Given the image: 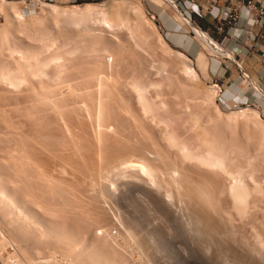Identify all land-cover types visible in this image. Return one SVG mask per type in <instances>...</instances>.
<instances>
[{"label": "rangeland", "instance_id": "374dc122", "mask_svg": "<svg viewBox=\"0 0 264 264\" xmlns=\"http://www.w3.org/2000/svg\"><path fill=\"white\" fill-rule=\"evenodd\" d=\"M7 1L14 2V3L16 2L15 6L18 9L19 8L22 9L24 16L19 17L18 15H16V13H14L17 10L16 7L14 8V10L10 9L8 7L7 3L5 2V0H0V63H1L0 64V81H1V83H0V111L5 107L3 109L4 111L0 112V120H1L0 121V163H1L0 164V171H1L0 175L3 174L1 176H3L2 179H4V182H6L5 183L6 191L7 192L10 191V192H8L10 195L6 192L8 194V196L9 197H12L13 195L17 196V197L19 196L18 199H20L19 201H20V203L22 202L24 207L21 204L23 209L20 208L21 207L20 205L17 208L16 204L14 205V203L12 204V202H8V204H10V206L8 205V208H7V206L4 207V206H2L4 204L1 205V203H0V212L1 211L3 212V213L2 212L0 213L1 214L0 215V232H1L0 233V241H2V243H3V246H1V248H0V251H1L0 252V264H37V263L43 264V262H44V264H47V263L48 264H72L73 260H77L76 257L78 255L76 253L78 252V249H76L77 248L76 243H78L79 241L80 242L78 244L81 243L79 246L81 247V245H82V248H83V245H84V249H86V248L91 249V247L89 245L92 241V243L96 244L95 245V244L91 243L92 245H94V246L91 245L92 247L96 246L98 248V246H100L101 248H103L102 250L100 249L103 252H104V250L105 251L107 250L106 252H107V254H109L108 255L109 257L108 256L107 257H108V259L111 257L109 260L112 259L113 263L116 262L114 264H132V263L133 264H228V263H230V264H264V234H262V233H264V143H263L264 142V101L262 99H260V101H258V99H255V96H253V94H255V92H256L255 91L256 88L253 86V82L251 81V79L249 77H248L250 79L249 82L247 79L243 78V81L239 85L241 87V90H243V92H246L249 94L250 97L248 100L242 101V102H236V103L229 102V101L225 100L227 91H226V88L224 86H222V84L218 78V75H221V72H217L218 71L217 68H220L221 65L223 67H227V66L230 67L232 64H235L233 61H235V62L238 61L237 58L235 57V55H233L231 52H229L227 50H223V47L221 45H219L218 41L215 38L216 36L214 34L208 33L211 36L213 42L214 43L216 42V47L209 44L208 42L204 41L200 36H198L195 33V31L192 29L190 23L188 21H186L184 17H182V15L178 12V10L174 6H172L168 3L163 4L162 0H52V1H46V0H7ZM158 1H159V3H158ZM5 3H6V5H5ZM40 3L41 4L42 3H53V4H56L57 6L60 5L59 7L62 6L61 10L65 9V7H66L65 10H67L69 7L71 8V6H73V5H84L87 3H91L92 5L102 4L103 9L106 8V12L109 11V12H107V14L109 15L107 17L110 18V19L109 18L108 19L113 24L111 25L112 27L111 26L109 27V25L106 22H105L106 24H104V22H102V16L101 15L97 14V17H96V14H95V16L91 18L92 20L88 18V20H84L85 22L80 21L81 24L79 25V24H77V20L73 19V18H70V19H68V21H66L67 18L65 19V16H64L65 12L62 11L64 13L60 14L61 13L60 8H59L60 12L56 14L57 16L54 14L55 17H53L52 14H47L46 12H43L41 10V7H40L41 4ZM7 7H8V9H7ZM162 7L166 10L165 14H163V15L161 14L163 12ZM179 7L183 11L181 5ZM61 15H63L64 17ZM152 15H155L156 17L154 18V17H152ZM58 16H61V17H58ZM192 17H193V19H192L193 23L196 26L200 27L198 24V16L193 15ZM101 22L103 23L104 26L102 25ZM86 24H87V26H86ZM93 33H94V35H93ZM199 46H200V55H198L197 54L198 52L196 51L199 48ZM103 52H105L106 54ZM223 52H225V53H223ZM179 53H183L184 55H186L187 58L186 59L182 58L181 56H183V55H181V54L179 55ZM227 57H229V58H227ZM187 59L193 65L192 69H195L197 71V73L195 72L196 75L190 69V67L192 65L189 66L190 64L189 65L187 64V63H189V62H186ZM79 61H81V62H79ZM101 61H102L103 65L101 64ZM94 62H96V64L99 62L100 63V65H98L99 67L100 66L104 67L106 65L107 67L105 66L106 68L105 67L103 68V71L104 72L106 71L105 72L106 74L102 73V71L100 72V70L96 73L95 70L98 67L97 66H96V68L94 67V65H95ZM163 62H164V64H163ZM237 63H240V62H237ZM47 64H48V66H47ZM108 67L110 68V70L108 69ZM187 67H189L188 70H191V72H189L187 70ZM84 68L85 69L87 68L89 70L87 71V69L85 70ZM19 69L21 71H19ZM17 70H18V72H17ZM25 70H27V71H25ZM107 70H108V72H107ZM86 71L88 73H86ZM181 71H183V72H181ZM58 72L60 74H58ZM93 72H95L98 76L95 75ZM9 74L11 75L10 78L12 77L13 82L9 81V79H8ZM53 74L56 76V78H54ZM197 74H198V76H197ZM47 75H49V76H47ZM59 75L61 76L60 78H59ZM101 75H107V77H109V78H107L105 76L103 77ZM65 76L68 78H66ZM57 77L59 78L60 81L56 80V79H58ZM102 77H103V80H102ZM98 78H99V80H98ZM105 80H108L109 83H107L108 81H105ZM128 80H129V82H128ZM94 81L95 82L99 81V82L95 83ZM250 81H251L252 85L250 84ZM217 82L219 83V86L213 87V85L217 84ZM5 83H7V84H5ZM105 83H107V85ZM39 84L41 86L42 85L52 86V87L56 86L53 88H57V90L59 88H61L58 90V93L60 92L59 95H62L60 99H62L64 97L65 98L62 99V101L65 99H68V98L75 99L76 100L75 105L79 104V106H74L76 110H79V108L81 106H85V108H86L88 106V104L89 103L91 104V101L93 100V101H95L94 103L98 102L97 103L98 106L96 105V107H98V109H96V110L94 109L95 104H93V102L91 104V107L90 106H88V107H90V110H92L91 112H93V111L97 112V110H99V111L102 110L99 107V105L101 107L103 106V105H101L102 103L99 104L103 100L102 98H106L108 100V102H112L115 98L117 100H118V98L120 100L123 98L122 99L123 102L122 101L117 102L115 99L113 101V102H115V104L112 102L113 104L108 103L107 105H105L107 103L106 102L107 100L102 101V102H104L103 103L104 107H103L102 113H104V110L105 111L108 110L107 113L111 110V112H109L108 114L104 113V114H107L106 117H109L108 120H110V119L113 120L112 117H114V113L117 110L119 111L120 108L121 109L123 108L125 114L123 116L119 115V117L120 118L122 117L124 119H129L130 123H131V121L134 120V117H133L134 114L135 113L139 114V117H142V118L138 119V120L142 119L141 120L142 123L139 122V124H141V126L144 125L143 124V119H144L145 121H147V122L144 121L145 123H148L151 127H153V128H151L147 124V125H145V127L147 129L144 127L145 131L148 130L149 131L148 133L150 135V130L154 129L155 132L153 133L151 131L152 132L151 134L152 135L155 134V136L153 135L154 139L158 137L155 140H158L161 137L160 139H162L163 143L166 146L163 145V143L160 139H159L158 144L161 143L160 146L162 145V146H165L167 148V150L165 149V153L168 156H170L172 159L176 156L175 157L176 160L180 163V165H182L181 167L184 170L186 169V167L189 170L192 167V169L190 171L187 170V172H189L190 175L191 174L194 175L196 179H197L198 175L200 176L201 173L199 174V172L201 170L202 171L206 170L207 172L210 171L211 167L209 166V163L211 162V159H213L214 156L219 157V156L223 155V157H225V159H227V161L225 159H222L223 161L225 160L224 163H225V166L227 165V169L225 170V172H224V170L223 171L221 170V171H217L216 173L218 175L220 174L219 176L217 175V179L220 180L219 177H221V180L223 183L220 187V189L222 188L220 190L221 191L220 196H221V198L222 197H224V198H222L223 199L222 202L220 201L222 199L219 200L220 202L219 201L217 202L218 204H217L216 209H218L219 212H218V210H216L218 213H216V211H215V213L217 216V214H219L220 211L223 210L222 207L223 208L225 207V209H227L226 211H224L225 210L224 209L223 212H221L224 215V216L222 215L224 221L222 220V216H220L221 218H219L220 214L217 216L219 218L218 224L220 223V219H221L222 220L221 223L223 222L224 224L223 223L220 224L219 227H221V225H224L225 227L222 226L224 229L222 227L220 228V230L223 229V231H224L225 229H228V228H226V226L228 225V222L231 220L229 224L232 225L233 227H237L238 229L237 228L233 229L232 226H230L232 230H226L227 232L228 231L229 232L227 233L225 231V233L230 235V233H231L230 231L233 232V230H235L233 233H231L232 235H234V238L232 239L231 235L230 236L227 234H224L226 236L222 235L224 232L222 231V234H221V231L219 229H217L218 226L214 230L213 229L212 230L211 229L205 230L206 228L203 229L204 227H202V229H200V230L201 231L205 230V231H203V233L201 231H198V233H197L196 231H194L192 229L191 226H187V224H186L187 221L185 218H182L183 216L180 217V213H179V210L177 209V206L174 205L173 203H171V201L167 200L168 198H166L165 195H162L161 194L162 192H160L159 194H161V196H164L163 198H165V200H167V202L169 201L171 203V205H172L171 207L176 208V212L173 211V210H175L173 208H171V210L173 209L172 210L173 212L169 211L170 213L167 212L166 210H162V208L159 205L157 206L155 201L151 198H150V201L153 200L154 202L153 201L147 202L146 200H148L149 196H148L147 192L144 191L142 188L143 184H145V185H147V184L142 179H138L136 177L133 178L132 176H131L132 180L130 179L132 181V183L129 182V177H130L129 174L127 176L123 177V178L126 177L125 179H122V178L118 179V177H116V179L110 180V183L112 181H114L110 185L112 188L115 189V191H114L115 193H113L112 195L110 194L111 196L109 194L106 195L107 198L109 197L108 201L106 200V198L104 199V197L102 199L105 200V203L103 202L104 200H102V199H101V201L103 203L99 202L97 200L98 198L95 201V198L97 196L96 192L98 190H97V186L94 185L92 187L90 185L91 181H93L92 183L99 182V181H103V182L107 181L108 182L109 177H107V175H106L107 174L106 169H108L107 167L110 164V162H111V165H114V164L116 165V163H117V165L118 164L122 165L124 163V161H122V160L125 159V166L128 164H135V163L139 162L140 156H139V154H136L139 152L135 153L134 148L128 146L129 144H127V143H129L131 141L130 139H129V142L126 141V139H128L129 136H132L131 134H132L133 130L129 131L131 134H129V132H127V131L131 130L133 128L129 127V129H127L128 127H126V126H125V128L123 127V129H127V131L125 130L128 133L127 134L124 131H121V130H123V129H121L122 125H119L120 129L118 128V125H117V128L119 129V131L116 130L114 132L113 130L116 126L110 128L108 125L112 126V124H113V126H114V124L116 123L115 121L118 119L117 118L118 116H116L119 114L118 111L116 112V115H115V117L117 119L115 120V117H114V120H113L114 123L112 120H110V122L108 121L110 124H108V122L104 120V119L107 120V118L102 113H100L101 111L95 113L96 117H98L96 114H98V115L101 114L99 116V119H98L96 117L93 118L94 114L87 111L88 108H86V111L88 113H90V114H88L89 117L91 114H93V115H91V117L93 119H95V121H97V119L100 120L101 116H103L104 123L107 122L106 124H108V125H105V124L102 125L103 128H104V126H106L105 129L102 128L103 130H105L103 132H106L104 134L101 131L102 135L104 134V136H107L108 135L107 132L110 134L111 132H109V130L110 131L112 130V132H114L115 134L118 131L117 138H119L118 136H120L121 134L123 136L125 134L128 135L126 139H124L125 137H123V136H122L123 137L122 140L120 138V141H123V143L119 142V144L122 146V148H125V149L127 147H123V146L125 145V143L127 144V145H125V146L129 147V149L127 151L125 149L123 150L120 145L117 148L118 143H116V145H115L116 141H115V139H113L115 135H113V138L111 137L110 139L108 137H106L109 139V141L107 139L108 142L106 141V143H107L106 148L108 147V149H110L111 152L114 150L115 154H116V158H115V155L113 153L114 151L112 152L114 155L113 156V155H109L111 153H110V151H107L108 149H106L107 153L109 152L107 154L108 159L112 156L113 157V158H111L112 161L109 159L108 165H107V163L105 164V162H104V164L98 165V161H96V160H98V159H96L98 157H96L95 159L92 158L93 162H92L90 156L87 157L91 153V151L88 153V151H89L88 149H90V148H88V146L89 147L92 146L91 148L99 146L100 145L99 143H101L100 140L102 139L104 141L106 139L103 136L99 135L100 134L99 129L101 128V124L103 123V121L102 122L100 121L101 124L98 121H97V123L96 122L94 123V121H93V123L90 122L92 125H90L89 130H88V128L85 126L86 121L80 119L81 116L83 119H85V117L87 119V116H88L87 112L85 111L86 114H84L85 109L81 107L83 110H80V112H82V114L85 115L83 117V115H81V113H79L80 115L78 114L79 111H76L74 109L75 114L80 116V117H78V120L81 121V123H83L85 121V123H83V125L81 123L80 124L78 123L79 127L77 128L78 125L76 124L74 126L75 127L74 128L73 124L76 123V122H74L72 124V126H70V129H68V130L65 128L61 129V131H63L64 129L66 130V132H64L65 130L63 131L64 134H61L62 133L61 132V133H59L58 136H55L53 138L52 135H54L55 131H53V132L51 131L49 133L50 134L53 133V134L49 135V137L53 138V140L52 139L51 140L53 142H56V143H58L60 140L59 144H56V145H59L58 148H57V146H55V144H54V146H52V147L56 148V150L54 148V151L56 153L58 151H60L59 150L60 146H64L65 148H67V147H69L70 144H73L74 142L76 143V144L74 143V145H78V147L72 145L74 148L70 145V147L74 149V153H73L72 149H71L72 153H70L68 151L69 154H71V155H69V157L70 156L72 157L73 154H75V156H77V158H75L74 162L78 158H79L77 160L78 162L81 160V158L83 159V162L77 163V165L82 163V166L84 165L83 168L81 165L77 166L72 160V159H74V157H72V159H71V157L69 158L68 156H64V155H63V157H62V155L59 156L61 154V151H63V153L65 152L64 147H63L64 150H63V148L62 149L60 148L61 149V151L59 152L60 154L59 153L56 154V153H54V151L52 153L53 148L51 147L52 148L51 149L50 146L53 144V142L50 140L52 143H51V145H49L50 144L49 143L50 138L47 136L48 134L45 135V131L47 129H49L50 126L56 127V124L55 125L49 124L50 126L47 125L48 127L45 126V122H47V121L51 122L50 118H52V117H50L48 115L46 117V114L48 112L46 111L47 113L44 115L45 109L42 107H40L41 110L37 109L38 106L35 105L37 103H35L34 100H37V98H38V97L35 98V96H38V95H36L37 91L35 89H36V87L39 86ZM75 85H76V87H74ZM88 85H90V86H88ZM105 85H106V87H104ZM63 86H64V88H63ZM96 86H97V88H96ZM102 86H103V88H102ZM118 86H119V88H118ZM98 87H100V88H98ZM79 88H81L82 90L84 89L85 91L84 90L82 91ZM94 88H96L98 92L96 91V89L94 90ZM70 91H72V92H70ZM102 91L105 92L104 93L105 95H103L104 97L102 96V98H101V95L103 94ZM115 91L118 93L120 92L119 96H117L118 93H116ZM257 91L259 92V93L256 92L257 95L260 96V98H261V95H260L261 92L259 90H257ZM2 92H3V94H2ZM29 92L30 93L33 92V95H32V93L30 94ZM83 92H85L86 94L85 93L83 94ZM94 92H96V93H94ZM99 92H101V93H99ZM106 92H108V93H106ZM111 92H113V93L111 94ZM4 93H6V94H4ZM23 93L26 94L28 97L25 98V96H23L24 95ZM87 94H89V95H87ZM99 94H100V98L98 97ZM29 95H31V96L29 97ZM59 95L57 94L56 98H58ZM65 95L68 97H66ZM80 95H83L84 97L87 95L86 96L87 99H86V97H85V99L88 101L89 100L88 98H90L91 99V100H89L90 102L87 103V101L82 98L83 96H80ZM94 95H96L97 97L96 98L91 97ZM112 96H116V97L113 98ZM262 96H264V95L262 94ZM31 97H33L35 99H33ZM77 97H79V101L81 99H83L85 102H83V100H81L82 102L80 101V103H78L79 101L77 102V100H78V99H76ZM73 99H69L70 102H72ZM69 100H67V101L65 100V102H67L66 105H69V103H70V102H68ZM75 100L73 103H75ZM98 100H100V102ZM62 101L60 100V102H59L60 106H62L61 105ZM36 102H38V101H36ZM65 102L63 103L64 105L62 106L64 109L66 107ZM24 103L29 104V105L26 104L25 108H27V106L29 108L30 106H32L35 103L34 104L35 106L33 105L35 108H32L33 107L32 106L31 107L32 109L29 108L30 111H28L29 110L28 108H27L28 110L27 109L25 110V108H24L25 104ZM81 103H84V105L83 104L80 105ZM187 103H188V105H187ZM128 104H130L129 108L132 106L133 107L135 106V108H134L135 112H133V109H132L131 110L132 112L130 114V110L129 111L127 110L129 108L125 107V106H128ZM1 105H3V106H1ZM71 105L73 106L74 104H71ZM71 105L69 106L70 108H71ZM92 105L94 106V108H92ZM21 106H23V107H21ZM106 106H107V109L105 108ZM67 107H66V110L69 109L70 113H71V111L74 112L73 109H70ZM76 107H79V108H76ZM22 108H23V110H21ZM63 108H62V110H63ZM243 108L244 109L245 108L251 109V110H248V112L250 111L251 113L248 114V113H246V111H244L245 113L242 114L243 112L241 110H243ZM33 109L34 110L37 109L38 111L39 110L40 111L38 112L36 110L37 113L34 114L35 111ZM42 109H44V112L42 113L41 116L44 115L43 118L44 117L46 119L49 118L50 121L47 120L45 122H41L42 124L44 123L43 125L45 127L44 126L43 127L47 128V129L45 130L44 128H41V130H43V129L44 130L41 133H37L36 135L39 134L38 137H40V135L44 134L45 136L42 135V137L44 136V139L42 137L38 138L37 136H35L34 132H32V133L29 132L30 130L31 131L33 130V129H31L32 127L30 128V125H29V127H27L28 124L31 123V121H33L32 119H31V121L28 119L34 118V117L36 118V116H34V115L38 116V113L40 116V112H42ZM114 109H115V112L111 116L110 114L114 111ZM24 110L28 111L27 112L28 115L26 114V112ZM32 110L34 111V113L32 112ZM123 110L120 111L121 115L124 113ZM239 110H240V112H239ZM127 111L129 112V114H127L128 113ZM254 111H257L256 113H258V114L260 113V115L257 114L258 117H256L257 115H255ZM132 113H134V114H132ZM144 113H146V114H144ZM31 114L32 115L34 114L33 117ZM48 114L51 115L50 113H48ZM245 114L247 116H245ZM251 114H252V116L250 117L249 115H251ZM26 115H27L28 119H27ZM29 115H31V117ZM89 117H88V119L91 120V118H89ZM159 117H160V119H159ZM120 118L117 120V122H119L118 124H122L121 122H123V126H124L125 121H123L124 119H120ZM132 118H133V120H132ZM137 118H138V116H137ZM22 119L24 120V122ZM44 120L45 119H43V121ZM78 120H76V121H78ZM101 120H102V118H101ZM207 121H209V122H207ZM87 123L90 124L89 122H87ZM130 123H128V125H130ZM93 124L95 125V127H96V125L99 126V128L97 127V129L95 128V130L93 131V129H94ZM131 124H132L131 126H134L133 123H131ZM14 125H15V127H14ZM80 126H81V128H80ZM87 126H89V125H87ZM91 126L93 127L92 131L90 130L92 128ZM107 126L110 129H108ZM25 127H27V128H25ZM64 127L67 128V126H64ZM71 127L74 129H72ZM82 127L84 129L85 128L87 129V130L85 129V131H89L88 134L90 132L93 133L96 131L95 133H93V135L95 137V135L97 133L98 137H95L94 144L92 143L93 142L92 139L94 137L91 135V133L89 135L91 137H93L90 139L92 141H90L88 139L90 137L87 136V134L85 133L86 137L85 136H83V137L87 138L85 140H89V145L83 146V144H86L84 142H87V141H84V138H80L82 136V134L84 135V133L80 132V131L84 130ZM148 127L151 129H148ZM14 128H18V129H14ZM76 128L77 129L80 128V131L77 130ZM106 128L108 129L107 131H106ZM50 129H52V128L50 127ZM71 129L75 130V132L77 134L74 131H73L74 133L72 132V134H70V132L72 131ZM23 130H24V132H23ZM97 130H99V132H97ZM142 130H143V127H142ZM25 131H26V133H25ZM18 132L21 134L20 136L18 135L19 134ZM47 132H48V130L46 131V133ZM58 132H60L59 129H58ZM58 132L56 130L55 135H57ZM79 132L81 133V135H78ZM119 132H120V135H119ZM65 133H67V135H66L67 137L65 136ZM114 133H111V134H114ZM26 134H28V135L26 136ZM32 134L34 136H32ZM68 134H70L72 136L71 137L72 139L71 138L68 139L69 141L67 139H65V137L66 138L69 137ZM73 134H75V137ZM60 135H62V136H60ZM63 135H64V139L67 140L69 143L64 144V145H60V144L66 143L65 140L63 141V139H61V138H63ZM76 135L78 136V139L76 138ZM141 135H138V136L140 137ZM163 135H165V136H163ZM99 136L101 137V139ZM13 137H14V139H13ZM34 137H36L37 140L38 139L39 140L38 141L35 140ZM73 137H74V141H73ZM213 137H214V139H213ZM19 138H21V140ZM28 138H29V140H28ZM30 138H32L34 140V142H36L37 146H39L38 144L40 143V141L44 145H45V143H47L46 146H47L48 150L50 149L51 155L55 154L58 156L56 158V159H59L58 163L60 162V160H61V162L62 161L64 162V158L66 159V157H67V159H71L72 161L68 160V162H67L65 160V162H66L65 164H67L65 166V168H64V163L60 162L62 164V166L56 165V167L59 169H56V170L53 169L54 171H52V174H53V176H52L51 171H50V170H52L51 166L55 167L54 163L58 164L57 160H56V162L52 161V160H55V157H53L54 155L51 156L49 151H47V150L44 151V149H46V148H43L44 146H42L41 143H40V146L42 147L41 148L42 150H40L39 147H38L39 150H37L38 148L36 147V145L34 146V144H35L34 142H33L34 144L32 147L36 148V149H30L31 147H29V149H28L27 147L31 146L30 144L32 143ZM41 138H42V140H41ZM45 138L47 139L46 142H45ZM56 138H60V139L58 140ZM134 138H136V137H134ZM134 138L132 136V139H134ZM55 139H56V141H55ZM80 139H82L84 142H81ZM97 139H100L97 141L99 145L97 144L96 146H93L96 144ZM123 139L125 140V142ZM138 139H141V138H138V137L136 138L137 142L141 143V141H138ZM70 140L73 141V143ZM29 141H31V142H29ZM76 141H78L79 143L77 144ZM113 141H114V143H113ZM135 141H133V142H135ZM239 141H240V143H239ZM80 143L82 145L81 147H84V148L86 147V149L80 150L81 149ZM109 143H112L115 146H113L112 144H109ZM131 143L132 142H130V146L133 144V143L132 144ZM138 143L135 145L140 144V143L139 144ZM66 145H68V146L66 147ZM109 145L112 146V148H114V147L115 148L113 150H111L112 148H110ZM139 146H141V145H139ZM162 146L160 147V149L162 151H164L162 149L164 147H162ZM70 147H69V150H70ZM76 147H77V149H75ZM130 148H132L133 152H131L132 150ZM120 149H121V152H117V151H120ZM67 150H68V148L66 149V152H67ZM76 150H79V151H76ZM85 150L88 154L86 152L84 153ZM122 150L124 152H122ZM38 151L39 152L42 151V154H40ZM167 151H171L172 153L171 152L167 153ZM33 152L37 153V154L34 155ZM45 152H47V155H48L47 158L48 159L52 158L51 161L48 160L50 165L52 164L50 167L48 166V164H49L48 161L47 162L45 161L47 159L46 158L47 155L44 156L45 160H43L46 163L42 161V159H44L42 156L44 155ZM66 152H65V155H68L67 154L68 152L67 153ZM76 153L80 154L82 157L80 158V156H78V154H76ZM173 153H175V154H173ZM31 154L34 155L32 157L33 159L37 155H39L41 158L37 159L35 157V159H34L35 162H34L33 159L31 160V158H28ZM124 154H126L127 156L126 155L124 156ZM119 155L122 157H120ZM152 155H154V154H152ZM39 156H37V157H39ZM118 156L121 158V160H119L120 158ZM177 156H179V157H177ZM59 157H61V159ZM84 157L87 159L90 158V162H92L93 165L95 163H97L95 165L96 167H97V165H98V168H100V166H102L101 169H96V167L93 166L92 164H91V167H93V168H91L89 161H85L87 159H84ZM62 158H63V160H62ZM209 158H211V159H209ZM220 158H222V157H220ZM36 159L38 161L41 160V162L36 163L37 162ZM117 159H118V161H117ZM136 159H139V160H136ZM113 160L116 162H113ZM127 160H129V161H127ZM119 161L121 163H119ZM24 162H26V163H24ZM84 162H86V163L88 162V163L85 164ZM41 163H42V165L45 163L43 166L47 165L45 167L49 168V171H50L49 173L53 177V178L50 177V179L54 180V178H56V181H57V179H59V178L61 179V177H62L63 180L59 179L60 181L58 180L57 181L58 183L56 181H54V183H55L54 185H56V183H57L56 186L53 185V181H51V183L49 182L52 185V188L53 187H55V188L52 189L50 187L51 185L49 186L51 189L48 188V186H45V185H49V184L45 183V185H44L42 183L43 181H41V180H40V183H38L39 182L38 177L40 176L38 173L39 170H37L36 171L37 173H35L36 169L35 170H33V169L35 167L38 168L41 165ZM72 163H73V165H71ZM112 163H114V164H112ZM199 163L200 164L203 163V164L199 165ZM74 164L80 168H75L76 166ZM85 166H89V167H85ZM104 166L106 169L104 168ZM94 168L96 170H100V174L103 173L106 176L104 175V177H103V174H102V176H99V171H96ZM66 169H69V170H66ZM71 169H72V171H71ZM194 169H196V171H197V169H198V171L199 170L200 171L199 172L197 171L194 173L193 172V171H195ZM230 169H232V171ZM60 170L61 171L63 170V173ZM73 170L76 171L75 172L76 174L74 173ZM214 170L212 169L211 172L215 173ZM216 170H219V169H216ZM56 171H57V174L59 173L60 175H57L55 173ZM64 171H66V172L68 171L71 173H66V172L64 173ZM82 171H85V172H82ZM88 171L91 173H88ZM95 171L98 172V175L96 173V176H94ZM102 171H105V172H102ZM228 171L232 172L234 175L236 174L235 171L237 172V174L235 175L234 178H232V180H231V177H233L234 175L232 174V176H231V174H230L228 176V174H227ZM79 172H81V173H79ZM33 173H35V174H33ZM196 173L198 175H195ZM37 174H38V176H37ZM54 174L57 176H54ZM61 174H63V175L66 174V176H62ZM83 174H85L87 176H84ZM141 175H143V173ZM87 177H89V178H87ZM90 177L94 178V179H91ZM95 177L97 178L98 181L96 180ZM99 177H101V179L103 177V179L101 180ZM106 177H107V179H106ZM191 177L193 178V176H191ZM74 178H76V181ZM237 178H239L242 183L247 182L246 184L250 187V194L248 197L249 199H247V201H246L247 203L244 201V199L242 197L233 196V198H232V196H230L232 194L230 191L231 190L230 187L232 186L233 183H235V181H237ZM117 179H118L119 183L117 182ZM133 179L136 180L135 181L136 183L134 182ZM196 179L194 181L198 180V179L197 180ZM87 180H89V181H87ZM127 181L130 184H134V183L137 184L138 182H140V185H136V188H133V189L130 187L126 188L124 183ZM141 181H143V182H141ZM192 181H193V179H192ZM59 182H60V184H59ZM113 183L115 186L116 185L117 186L115 187L113 185ZM58 184L60 187H57ZM76 185H78V186H76ZM67 186H68V188H67ZM88 186L96 189L94 191L95 194L93 193V190L91 188L90 189L87 188ZM147 186L149 187L150 185H147ZM43 187L45 188L44 190H43ZM74 188H76V189H74ZM150 188H153V186H151ZM154 188H153V190H154ZM54 189H55V191H54ZM76 190H77V192H76ZM85 190L86 191L88 190V191L86 192ZM27 191H29V192H27ZM52 192H53V194H52ZM56 192H57V194H56ZM59 192H60V194H59ZM69 192H71V193H69ZM144 193L147 197H145ZM222 193H223V195H222ZM20 194H21V197H20ZM54 194H55V196H54ZM81 194H82V196H81ZM93 194L96 196L94 197ZM124 194L126 196H123ZM138 194H139V196H138ZM39 195H40V197H39ZM91 195H93V196H91ZM70 196L72 197V199ZM68 197L70 199H68ZM81 197H82V200H80ZM144 197L147 199H145ZM64 199H65V201H64ZM86 199H88V200H86ZM224 199L228 200V201H226L227 203L224 201ZM237 199H238V201H237ZM90 200L91 201L93 200V201L91 202ZM74 201L76 203L78 201V204L74 205V203H75ZM80 201H82V202H80ZM234 201H235V207H234ZM70 202H72V205ZM94 202L95 203L97 202L98 204H95ZM69 203H70V205H69ZM153 203H155L154 204L155 206L152 205ZM223 203H225V204L223 205ZM120 204H121V206H120ZM221 204H222V207H221ZM13 205H14V207H13ZM83 205H84V207H83ZM101 205L104 206L105 208L102 207ZM72 206L73 207L76 206L75 208H77L78 210L77 209L74 210ZM80 206H82V207H80ZM9 207H10V209L11 208L15 209V207H16L15 210H17L18 213L11 209L13 212L12 213L11 210L9 209ZM90 207H92V208H90ZM82 208H85L83 210H86L87 212L88 211L93 212L94 215L98 214V216H96V215L94 216L93 213L90 212L91 215H93L95 218L97 217L96 220L98 219L97 220L98 222L101 220L103 222L102 223L100 222L101 224L97 223V221L94 218H92V216H90V213L86 214L87 212H84L85 213L84 214L82 212ZM31 210H32V212H31ZM94 210H96V211H94ZM5 212H7V213H5ZM95 212H98V213H95ZM171 212H172V215H171ZM78 213H80V214H78ZM99 213H102V214H100V216H99ZM173 213L174 214L176 213V214L173 215ZM177 213H179V214H177ZM238 213H239V215H238ZM28 214L34 215L35 218L33 216V219H28V217L26 216ZM228 214H229L230 218L227 217ZM82 215H84V216H82ZM101 215L102 216L104 215L103 216L104 220L102 219ZM86 216H88V217H86ZM176 216H178L177 217L178 220H177ZM225 216H226V218H224ZM26 217H27L28 221L25 219ZM98 217L99 218L101 217L100 218L101 220H99ZM106 217H107V219H106ZM179 217H180V220H179ZM90 218H92V219L90 220ZM81 219H82V221H81ZM93 219L95 222L94 224H93ZM225 219H226V221H228V220L229 221L225 223ZM37 220H39V222ZM181 220L182 221L185 220L183 222H184V225H186V226H184V225L182 226L181 223H183V222ZM25 221H27V222H25ZM177 221L180 222L181 226L178 225L179 222H177ZM11 222H12V224H11ZM29 223H30V226H29ZM50 223H51V225L49 226ZM42 224L45 226L47 225V227L49 226V228H52V229L54 228V230H56L57 227L59 226V228L57 229L58 235L60 234L62 237L64 235L69 234V236H72L71 237L72 239H74L73 237H76V239L74 240L76 243L75 244L70 243L68 246V245H65L63 243L61 244L60 236H58L57 238H53L51 236H48V237L42 236L43 234L42 235L40 234V229L42 227L41 226ZM176 224L178 225L177 226L178 229L176 227ZM31 225H33V226H31ZM60 225H62V226H60ZM66 226L68 227V229H66ZM31 227H33L34 229ZM185 227L191 228L192 231L189 228H186L187 229L186 230ZM227 227H229V226H227ZM131 228H132V230H131ZM183 228L186 230L185 232H186V234L188 233L189 236L184 235L185 233H184ZM63 229H64V231H63ZM188 230H190L192 232V234H191V232L190 233L187 232ZM208 230L213 231V232L210 231L212 234L210 232H208ZM37 231L39 232V234L41 236L38 235ZM133 231L136 232L137 234L143 236L144 240H141V241H143L142 243L140 242V239H138V236H135L134 234H132ZM193 231H194V233L196 232L195 233L196 235L193 234ZM22 232H24V233H22ZM147 232H148V234H147ZM204 232L207 234L210 233L211 237H210V235H208V236L205 235V237H203V239H202L201 236L202 235L204 236V234H205ZM215 232L217 234L216 236H215V234H213ZM235 232H236V234H234ZM26 233H27V235H26ZM76 233H77V236H75ZM238 233H239V236L242 234V237L240 236V240L245 238L243 236L247 237L246 238L247 241L245 239L242 240V241H244V242H242L243 245L246 244V246H242L241 248H240V246L242 245V243L240 241L237 243L238 239H236V236H235ZM128 234H131L134 236L133 237L131 235L127 236ZM37 235L39 237H37ZM198 235H200V236H198ZM218 235L219 236L222 235L220 237L222 239V241H224V239L228 236L229 237V238L227 237L228 239H232L234 242H236L237 245L232 244L230 242L227 243V241H229V240H226V242L224 241V244H223L222 241L220 240L222 246L225 245V247H227V248L229 247L227 244H230V247H232V245H234V247L236 246L235 247L236 251L233 252L234 250H232V248H234V247H232L231 249L228 248L229 251L226 250L224 248V246L220 247L221 244L218 240V237H219ZM197 236L200 238L198 239ZM40 237H42V238H40ZM129 237H131V239ZM214 237H217L216 242H214L215 241ZM257 237L260 239H258ZM13 238H14V240H13ZM46 238H48V239H46ZM50 238L52 239L51 241H50ZM189 238H191V240ZM237 238H238V236H237ZM137 239L139 241H137ZM211 239H213V240H211ZM3 240H4V242H3ZM76 240H79V241H76ZM134 240H136V241H134ZM232 240H230V241L233 242ZM10 242H11V244H10ZM56 242L59 244V246H61L60 248ZM144 243H146V244L144 245ZM208 243H210V244H208ZM239 243H240V246H238ZM248 243H250L249 244L250 246L248 245ZM21 244L24 248H22ZM211 244H213V245H211ZM142 245H144L146 247V249H144L145 247H143ZM209 245L212 246L213 249ZM52 246H54V247H52ZM251 246H252V248H251ZM2 247H4V248H2ZM74 247H76V248H74ZM214 247L216 249H214ZM65 248H66V250H64ZM208 248H210L211 250ZM69 249L72 252L69 251ZM204 249H206V250H204ZM249 249H250V253L248 251ZM20 250H22V254L24 253L25 258L28 256L26 258L27 262H25V260L22 259V257H21L22 254L20 253ZM57 250H58V252H57ZM75 250H76V253H75ZM231 250L235 256L231 255V254H233L231 252ZM67 251L69 253H67ZM245 251H247V252H245ZM48 252H50V253H48ZM51 252H52V254H51ZM60 252L61 253L63 252V253L61 254ZM106 252L104 253L105 256H104V254L102 255V256H104V257H102L104 259L105 258L107 259ZM205 252H207L209 255L206 254ZM251 253H253V254H251ZM12 254H13V256H12ZM114 254L116 256L118 254L119 255L116 257ZM228 254H230V255H228ZM240 254L244 255V257L240 256ZM247 254H250V255L248 256ZM73 255L74 256L77 255V256L74 257ZM252 255H253V257H252ZM72 257H74L75 259ZM115 257H116V259H115ZM248 257H250V258H248ZM35 258H37V259H35ZM30 259L36 260V261H32ZM39 259L41 260V263L39 262L40 261ZM226 260H228V261H226ZM31 261H32V263H31ZM75 262L76 261H74V264H75Z\"/></svg>", "mask_w": 264, "mask_h": 264}, {"label": "bare ground", "instance_id": "6f19581e", "mask_svg": "<svg viewBox=\"0 0 264 264\" xmlns=\"http://www.w3.org/2000/svg\"><path fill=\"white\" fill-rule=\"evenodd\" d=\"M162 1H163V4L168 3V4L172 5V6H174V7L178 10V12L182 15V17H184L185 20L188 21V22L190 23L192 29L195 31V33H196L198 36H200L204 41H206V42H208L209 44H211V45H213V46L216 47V42H215V43L213 42V40H212L211 36L208 34V32H207V31H204V30L201 29L200 27L196 26V25L193 23V20H191V18H190L186 13H184V12L180 9V7H179L180 5L177 3L176 0H162ZM3 2H4V1H3ZM5 2L7 3L8 7H9L10 9H13V10H14V8L16 7V6H15V3H16V2H15V3H14V2H9V1H7V0H5ZM6 3H5V5H6ZM19 3H20V2H19ZM19 3H18V4H19ZM158 3H159V1H158ZM40 4H41V3H40ZM42 4H43V5H42ZM42 4H41V6H40V7H41V10H42L43 12H46L47 14H52L53 17H55L54 14L56 15L57 13L60 12L61 7H62V6L59 7L60 5L57 6L56 4H53V3H42ZM21 6H22V5H21ZM21 6H20V7H21ZM102 6H103L102 4H95V5H92L91 3H87V4H84V5H73V6H71V8L69 7L67 10H65L66 7H65V9H63V8H64V7H63V8H62L63 10H61V13H60V14H62V13L65 12V13H64V16H65V19L67 18L66 21H68V19H70V18H73V19H76V20H77V24H79V25L81 24L82 21H84V20H88V18L91 19L92 17L95 16V14H96V17H97V14H99V15L102 16V22H104V24L107 23V24L109 25V27H110L113 23H111V22L109 21L110 18L107 17V16H109V15L107 14V12H109V11L106 12V8L103 9ZM8 7H7V9H8ZM18 7H19V6H18ZM16 8H17V7H16ZM59 8H60V10H59ZM15 10H16V9H15ZM162 10H163V13H161V14L163 15V14H165V11H166V10H165L163 7H162ZM62 11H64V12H62ZM126 12H127V11H126ZM14 13H16V15H18L19 17H20V16H24V15H23V11H22L21 8H19V9L17 8V10H16ZM58 15H59V14H58ZM18 16H17V17H18ZM50 16H51V15H50ZM56 16H57V15H56ZM61 16H63V15H61ZM61 16H58V17H61ZM64 16H63V17H64ZM45 17H46V16H45ZM96 17H95V18H96ZM56 18H57V17H56ZM108 18H109V19H108ZM100 19H101V18H100ZM91 20H92V19H91ZM80 21H81V22H80ZM93 21H94V20H93ZM42 22H43V21H42ZM64 22H65V21H64ZM69 22H70V21H69ZM84 22H85V21H84ZM86 22H87V21H86ZM102 22H101V23H102ZM105 22H106V23H105ZM141 24H142V23H141ZM72 25H73V24H72ZM102 25H103V23H102ZM82 26H83V25H82ZM86 26H87V24H86ZM103 26H104V25H103ZM75 27H76V26H75ZM111 27H112V26H111ZM89 28H90V27H89ZM79 30H80V29H79ZM90 30H91V29H90ZM100 33H101V32H100ZM77 34H78V33H77ZM93 35H94V33H93ZM83 38H84V37H83ZM85 38H86V37H85ZM89 38H90V37H89ZM72 39H73V38H72ZM79 39H80V38H79ZM25 40H26V39H25ZM135 41H136V40H135ZM67 43H68V42H67ZM126 43H127V42H126ZM218 43H219V42H218ZM92 44H93V43H92ZM219 45H221V44L219 43ZM219 45H218V46H219ZM2 46H3V45H2ZM27 46H28V45H27ZM47 46H48V45H47ZM140 46H141V45H140ZM221 46H222V45H221ZM87 47H88V46H87ZM219 47H220V46H219ZM31 48H32V47H31ZM77 49H78V48H77ZM219 49H220V48H219ZM11 50H12V49H11ZM133 50H134V49H133ZM143 50H144V49H143ZM5 51H6V50H5ZM41 51H42V50H41ZM49 51H50V50H49ZM79 51H80V50H79ZM2 52H3V51H2ZM32 52H33V51H32ZM144 52H145V51H144ZM45 53H46V52H45ZM49 53H50V52H49ZM103 53H105V52H103ZM223 53H225V52H223ZM2 54H3V53H2ZM105 54H106V53H105ZM108 54H109V53H108ZM180 54L183 55V56H181L182 58H184V59L187 58L186 55H184L183 53H179V55H180ZM10 55H11V54H10ZM110 55H111V54H110ZM42 57H43V56H42ZM232 57H233V56H232ZM99 59H100V58H99ZM103 59H104V58H103ZM114 59H115V58H114ZM188 59H189V58H188ZM188 59H187L186 62H189V63H187V64H188V65L190 64L189 66H191L192 64H191L190 61H189L190 59H189V60H188ZM233 59H234V58H233ZM85 60H86V59H85ZM92 60H93V59H92ZM147 60H148V59H147ZM235 60H236V59H235ZM96 61H97V60H96ZM103 61H104V60H103ZM125 61H126V60H125ZM79 62H81V61H79ZM82 62H83V61H82ZM105 62H106V61H105ZM237 62H239V61H237ZM6 63H7V62H6ZM17 63H18V62H17ZM77 63H78V62H77ZM94 63H95L94 67H95V68H96V66L98 67V68H96V70H95L96 73L100 70V72L102 71V73L106 74V73H105L106 71H105V72L103 71V68H104L106 65H105L104 67H103V66H100V67H99V66H98V65H100L99 62H98L97 64H96V62H94ZM0 64H1V63H0ZM53 64H54V63H53ZM101 64H102V61H101ZM126 64H127V63H126ZM159 64H160V63H159ZM163 64H164V62H163ZM187 64H186V65H187ZM4 65H5V64H4ZM81 65H82V64H81ZM81 65H80V66H81ZM89 65H90V64H89ZM92 65H93V64H92ZM92 65H91V66H92ZM102 65H103V64H102ZM188 65H187V66H188ZM13 66H14V65H13ZM47 66H48V64H47ZM66 66H67V65H66ZM80 66H79V67H80ZM142 66H143V65H142ZM63 67H64V66H63ZM72 67H73V66H72ZM72 67H71V68H72ZM106 67H107V66H106ZM106 67H105V68H106ZM80 68H81V67H80ZM95 68H94V69H95ZM192 68H193V65L190 67V69H191L194 73H195V72L197 73V71H196L195 69H192ZM84 69H85V68H84ZM86 69H87V68H86ZM86 69H85V70H86ZM97 69H98V70H97ZM108 69L110 70L109 67H108ZM131 69H132V68H131ZM188 69H189V67H187V70H188ZM11 70H12V69H11ZM30 70H31V69H30ZM65 70H66V69H65ZM75 70H76V69H75ZM81 70H82V69H81ZM85 70H84V71H85ZM88 70H89V69H87V71H88ZM104 70H105V69H104ZM179 70H180V69H179ZM185 70H186V69H185ZM191 70H188V71L191 72ZM19 71H21V70L19 69ZM23 71H24V70H23ZM25 71H27V70H25ZM46 71H47V70H46ZM60 71H61V70H60ZM66 71H67V70H66ZM66 71H65V72H66ZM87 71H86V73H88ZM128 71H129V70H128ZM17 72H18V70H17ZM67 72H68V71H67ZM67 72H66V73H67ZM82 72H83V71H82ZM95 72H93V73H94L95 75H97ZM107 72H108V70H107ZM181 72H183V71H181ZM11 73H12V72H11ZM11 73H10V74H11ZM13 73H14V72H13ZM49 73H50V72H49ZM70 73H71V72H70ZM93 73H92V74H93ZM123 73H124V72H123ZM139 73H140V72H139ZM194 73H193V74H194ZM196 73H195V75H196ZM243 73H244V71H243ZM6 74H7V73H6ZM10 74H9V78H8V77H7V78L9 79L10 82H13V81H12V77L10 78V76H11ZM16 74H17V73H16ZM56 74H57V73H56ZM58 74H60V73L58 72ZM58 74H57V75H58ZM61 74H62V73H61ZM63 74H64V73H63ZM71 74H72V73H71ZM92 74H91V75H92ZM94 74H93V75H94ZM99 74H100V73H99ZM245 74L251 79L250 75H248L247 72H245ZM245 74H244V75H245ZM24 75H25V74H24ZM31 75H32V74H31ZM36 75H37V74H36ZM40 75H41V74H40ZM53 75H54V74H53ZM108 75H109V74H108ZM146 75H147V74H146ZM146 75H145V76H146ZM47 76H49V75H47ZM66 76H67V75H66ZM66 76H65V77H66ZM97 76H98V75H97ZM101 76H103V77H104V76L107 77V75H101ZM101 76H100V77H101ZM197 76H198V74H197ZM60 77H61V76L59 75V78H60ZM62 77H63V76H62ZM95 77H96V76H95ZM103 77H102V80H103ZM110 77H111V76H110ZM21 78H22V77H21ZM54 78H56L55 75H54ZM57 78H58V77H57ZM59 78L56 79V80L58 81ZM66 78H68V77H66ZM75 78H76V77H75ZM107 78H109V77H107ZM149 78H150V77H149ZM62 79H63V78H62ZM64 79H65V78H64ZM86 79H87V78H86ZM96 79H97V78H96ZM100 79H101V78H100ZM137 79H138V78H137ZM250 79H249V80H250ZM45 80H46V79H45ZM52 80H53V79H52ZM67 80H68V79H67ZM77 80H78V79H77ZM98 80H99V78H98ZM112 80H113V79H112ZM59 81H60V80H59ZM68 81H69V80H68ZM82 81H83V80H82ZM105 81H108V80H105ZM251 81L253 82V86H254L257 90H259L262 94H264V89L262 88V86L259 85L257 82H255L253 79H251ZM83 82H84V81H83ZM92 82H93V81H92ZM94 82H95V81H94ZM96 82H97V81H96ZM96 82H95V83H96ZM98 82H99V81H98ZM98 82H97V83H98ZM128 82H129V80H128ZM0 83H1V81H0ZM50 83H51V82H50ZM66 83H67V82H66ZM70 83H71V82H70ZM80 83H81V82H80ZM107 83H109V81H108ZM107 83H105V84L107 85ZM5 84H7V83H5ZM35 84H36V83H35ZM53 84H54V83H53ZM56 84H57V83H56ZM75 84H76V83H75ZM87 84H88V83H87ZM100 84H101V83H100ZM111 84H112V83H111ZM65 85H66V84H65ZM90 85H91V84H90ZM90 85H88V86H90ZM106 85H105L104 87H106ZM118 85H119V84H118ZM66 86H67V85H66ZM139 86H140V85H139ZM144 86H145V85H144ZM215 86H216V85L214 84L213 87H215ZM53 87H56V86H53ZM53 87H52V86H45V85H42V86H41V85L39 84V86L36 87V89H35V90L37 91L36 95H38V96H35V98H36V97H38V98H37V100H34L35 103H37V104L34 103L35 105L38 106L37 109H40V107H42V108L45 109V113H44V115H45L47 112L51 114V115H49L48 113L46 114V117H47V115L50 116V117H52V118H50L51 122H48V121H47V120H49V118L46 119L45 117L43 118L44 115L41 116L42 113L44 112V109H42V112H40V116H39V113H38V116H37V115H34V114L37 113L38 110H37V109H35V110L33 109V110L35 111V113H34L33 110H32V112L34 113L33 115L36 116V118L34 117V118H29V119H28V117H27V115H28L27 112L30 111L29 108H31L34 104L32 103L33 105L30 106L29 108H28V106H27V108L29 109V110H28L27 108H25L27 103H24V104H25V105H24L25 110H26V109L28 110V111H25V110H24V111L26 112V114H27V115H26L27 119L30 120V121H31V119L33 120V121H31V123H29V124L27 123L28 126L26 125L27 127H29V125H30V128L32 127L31 129H33V130H32V131H31V130L29 131L28 129H27V130H28L29 132H31V133L34 132V133H35V136L38 137L39 134L36 135L37 133H41L44 129L46 130L47 128H44L45 126H47V125H49V124H52V125H55V124H56V127H55V126L53 127V126H50V125H49L52 129H50V127H49L50 130L47 129V130H48L47 133H46L47 130L45 131V135L48 134V135H47L48 137H49V135L53 134V133L50 134L49 132H51V131H52V132L55 131L54 135H52V137L54 138L55 136H58L59 133H61V132H62L61 134H64V132H66L65 129H67V130L70 129V126H72V124H73L74 122H76V123L73 124V127L77 124V125H78L77 128H78V127H79V124L81 123V121L78 120V117H80V116H79V115H80L79 113H81V115H83V117H84V116H85L84 114H86V112L89 111L90 113H93V114H94V116H93V118H94V117H96V116H95V113L100 112V111H101L100 113L103 112L102 110H103V107H104V104H103L104 102H102V101H103V100H105V101L107 100L106 98H102V96L105 95V94H104L105 92H103L104 90L102 91L103 94L101 95V98H102L103 100L101 99V100H102L101 102H100V100H98V101L100 102L99 104L102 103L101 105H103L102 107L99 105V107H100L102 110H100V111L97 110V112H95V111L91 112L92 110H90V107H91L92 102H93V104H95V108H94L93 105H92V108H94L95 110L98 109V107H96V105H97L98 102H97V103H94L95 101L92 100V101H91V104H90V103L88 104V106H90V107H88V106L86 107V108H88L87 111H86L85 106H81L82 108L85 109L84 112L86 111L85 113L83 112L84 114H82V112H80V110H83V109H82L81 107H80L81 109H80L79 107H76V108H79V110H76L74 106H79L78 103H80V101L83 100V99L86 100V99H87L86 96L89 95V94H87V95L85 96L86 99H85V97H84L83 95H80V96H83V97H82L83 99L80 98V99H81L80 101H79V97H77V98H76V99H78L77 102L79 101V102L77 103L78 105H75V104H76V100L73 99V98L65 99L66 101L69 100V99H73L72 102H70V100L68 101V102H70L69 105H66L67 102H65V100L62 101V99H64L65 97L62 98V99H60L62 95H59L60 92L58 93V90L61 89V88H59V89L57 90V88H53ZM74 87H76V85H75ZM77 87H78V86H77ZM86 87H87V86H86ZM116 87H117V86H116ZM216 87H217V86H216ZM14 88H15V87H14ZM34 88H35V87H34ZM63 88H64V86H63ZM72 88H73V87H72ZM96 88H97V86H96ZM96 88H94V90H95ZM98 88H100V87H98ZM102 88H103V86H102ZM110 88H111V87H110ZM113 88H114V87H113ZM118 88H119V86H118ZM118 88H117V89H118ZM135 88H136V87H135ZM8 89H9V88H8ZM79 89H81V88H79ZM114 89H115V88H114ZM12 90H13V89H12ZM77 90H78V89H77ZM81 90H82V89H81ZM83 90H84V89H83ZM83 90H82V91H83ZM87 90H88V89H87ZM87 90H86V91H87ZM105 90H106V89H105ZM148 90H149V89H148ZM31 91H32V90H31ZM36 91H35V92H36ZM61 91H62V90H61ZM67 91H68V90H67ZM78 91H79V90H78ZM84 91H85V90H84ZM96 91H97V89H96ZM100 91H101V90H100ZM108 91H109V90H108ZM112 91H113V90H112ZM135 91H136V90H135ZM190 91H191V90H190ZM70 92H72V91H70ZM97 92H98V91H97ZM113 92H114V91H113ZM113 92H111V94H112ZM115 92H116V91H115ZM132 92H133V91H132ZM155 92H156V91H155ZM27 93H28V92H27ZM29 93H30V92H29ZM31 93H32V95H33V92H31ZM31 93H30V94H31ZM84 93H85V92H83V94H84ZM92 93H93V92H92ZM94 93H96V92H94ZM99 93H101V92H99ZM106 93H108V92H106ZM109 93H110V92H109ZM116 93H118V92H116ZM119 93H120V92H119ZM119 93H118L117 96H119ZM2 94H3V92H2ZM4 94H6V93H4ZM23 94H24V93H23ZM34 94H35V93H34ZM57 94H58L60 97L58 96V98H56V97H57ZM65 94H66V93H65ZM85 94H86V93H85ZM90 94H91V93H90ZM187 94H188V93H187ZM77 95H78V94H77ZM23 96H25V98L28 97L26 94H24ZM30 96H31V95H29V97H30ZM65 96H66V95H65ZM161 96H162V95H161ZM66 97H68V96H66ZM88 97H89V96H88ZM91 97L96 98L97 96L94 95V96H91ZM98 97L100 98V94H99ZM103 97H104V96H103ZM112 97L114 98V97H116V96H112ZM23 98H24V97H23ZM31 98H33V97H31ZM31 98H30V99H31ZM35 98H33V99H35ZM94 98H93V99H94ZM124 98H125V97H124ZM88 99L91 100L90 98H88ZM97 99H98V98H97ZM97 99H96V100H97ZM115 99H116V98H115ZM115 99H114V100H115ZM122 99H123V98H122ZM122 99L120 100V99L118 98V100L116 99V101H117V102H118V101L121 102ZM157 99H158V98H157ZM26 100H27V99H26ZM60 100L62 101V102H61V105L63 106V105H64L63 103L65 102L66 107L68 106L67 108H70L69 106H70L71 104H74L73 106L71 105V108H70V109H73V110L75 109L76 111H79V112H78L79 115H76V114H75V110H74V112L71 111V113H70L69 109L66 110V107H65V109H64L62 106H60V104H59ZM74 100H75V103H73ZM84 100H83V102H85ZM89 100H88V101L86 100L87 103L90 102ZM114 100H113V101H114ZM137 100H138V99H137ZM142 100H143V99H142ZM31 101H32V100H31ZM31 101H30V102H31ZM36 101H38V102H36ZM113 101H112V102H113ZM177 101H178V100H177ZM23 102H24V101H23ZM81 102H82V101H81ZM106 102H107V103H106L105 105H107L108 103H112V102H108V100H107ZM122 102H123V101H122ZM124 102H125V101H124ZM113 103L115 104V102H113ZM113 103H112V104H113ZM82 104L84 105V103H81L80 105H82ZM180 104H181V103H180ZM7 105H8V104H7ZM27 105H29V104H27ZM35 105H34V106H35ZM86 105H87V104H86ZM126 105H127V104H126ZM187 105H188V103H187ZM1 106H3V105H1ZM34 106H33L32 108H35ZM97 106H98V105H97ZM124 106H125V105H124ZM129 106H130V104H128V106H125V107L129 108ZM163 106H164V105H163ZM21 107H23V106H21ZM21 107H20V108H21ZM61 107L63 108L64 111L62 110ZM132 107H133V106H132ZM132 107H130L131 109H130V108L127 109L128 111L130 110V114H131V112H132V111H131L132 109H133V112H135V109H134L135 106H134L133 108H132ZM157 107H158V106H157ZM164 107H165V106H164ZM177 107H178V106H177ZM183 107H184V106H183ZM189 107H190V106H189ZM4 108H5V107H4ZM4 108H3V109H4ZM10 108H11V107H10ZM32 108H31V109H32ZM92 108H91V109H92ZM100 108H99V109H100ZM105 108L107 109V106H106ZM105 108H104V109H105ZM142 108H143V107H142ZM3 109H2L1 111H4ZM7 109H8V108H7ZM11 109H12V108H11ZM144 109H145V108H144ZM161 109H162V108H161ZM172 109H173V108H172ZM178 109H179V108H178ZM5 110H6V109H5ZM21 110H23V108H22ZM36 110H37V111H36ZM40 110H41V109H40ZM40 110H39V111H40ZM109 110H110V109H109ZM122 110H123V108H122V109L120 108L119 111L117 110L119 114L116 115V112H117V111L115 112V109H114V111H113L110 115L112 116V114L115 112V113H114V117H115V115H116V116H118L117 118L119 119V118H120L119 115H120V116H123V115L125 114L124 110H123L124 113H123L122 115L120 114V111H122ZM248 110H251V109H249V108H245V109H244V108H243V110H241L243 113H242V112H241V113L244 114V113H245L244 111H246V113L250 114L251 112H250V111L248 112ZM1 111H0V112H1ZM8 111H9V110H8ZM13 111H14V110H13ZM39 111H38V112H39ZM46 111H47V112H46ZM66 111H67V112H66ZM68 111H69V112H68ZM107 111H108V110H106V111L104 110V113H107ZM128 111H127V112H128ZM25 112H24V113H25ZM64 112H65V113H64ZM72 112H73V113H72ZM109 112H111V110H110ZM109 112H108V113H109ZM181 112H182V111H181ZM186 112H187V111H186ZM239 112H240V110H239ZM254 112H255V115L258 114V113H256L257 111H254ZM4 113H5V112H4ZM12 113H13V112H12ZM90 113L87 112V115L90 114ZM104 113H102V114L106 117V115H107L108 113H107V114H104ZM139 113H140V112H139ZM93 114H91V115H93ZM127 114H129V112H128ZM127 114H126V115H127ZM132 114H134V113H132ZM135 114H136V113H135ZM135 114H134V116H133V117H134V120H133V118H132V120H133L134 122L131 121V123H133L134 126H131L132 124L129 122V119H124V118H122V117H121L120 119H124V120H123V121H125V122H124V126H123V122H121L122 124H118L119 122H117L118 119H117L116 117H115V120L117 119V120L115 121L116 123L114 124V126H113V124H112V126H111V125H108V124H110L109 122H110V120H112V119L108 120L109 117H106L107 120H106V119H104V120L107 121V122L109 121L108 124H106L107 122L104 123L103 116H101L102 120H101V118H100V120H98V119H99V116H100L101 114H100V115L96 114V115L98 116V117H96V118H98L97 121H98L99 123H100V121H101V122L103 121L102 124L100 123V124H101V128L99 129L100 132H99V130H97V132L100 133V134H99L100 136H103L104 138L108 137L109 139H110L111 137L113 138V135H115L113 139H115V141H116V142H115V145H116V143H118L117 148H118V146L120 145L119 142H120V143H121V142L123 143V141H120V138H121V140H122L123 137H125L124 139H126L127 136H128V135H126V134H125L126 136H125V135L123 136L122 134L120 135V132H121V131H124L125 133H127V132L133 130V131H132V134H131L130 132H129V134H131V135L133 136V138H134V137H136V138H137V137H138V138H141V139H138V141H141V143L139 142L140 144L137 142L136 138L132 139V136H129V138L126 139V141H128V142H129V139L131 140L130 142H132L133 144L131 143L132 145L130 146V142H129V143H127V144H129L128 146H129V147H133L134 150H135L134 152H135V153H136V152H139V153H136V154H139V156H140V160H139V159H136V160H139V162L137 161L138 163H135V164H128V163H127L128 165H126V166H125V159L122 160V161H124V163L122 164L123 166H122L121 164H120V165H119V164L117 165V163H116V165H115L114 163H112V164H114V165H111V162H110V164L108 165L109 159L111 160V158H113L112 156H111V157L109 156L110 158L108 159V155H107V154H108L109 152L107 153V151H110V149H108V147L106 148V144H107L106 141H107L108 138H106V139L103 141V140L101 139V137L99 136L101 140H100V139H97V140H96V144L93 145V146H96V145L98 144V142H97L98 140H100V142H101L102 144L99 143L100 145L98 144L99 146L93 147L94 149L91 148V147H92V146H91L92 144L90 145L91 147L88 146V145H89V140H90L91 138L94 137L93 133H95L96 131L93 132V133L90 132L91 135L93 136V137H91V136L89 135L90 133L88 134L89 131H85L86 128L84 129V128L82 127V128L84 129V130H83L84 132H83V131H80V128H81V126L83 125V123H85V121H86V124L89 125V126H87L86 124H85V126H86V127L88 128V130H89L90 125H92L91 123H93V121H94V123H95V122L97 123V121H95V119H93V118L91 117V115H90V117H89V115H88V116H87V119H88V117H89V118H91V120L93 119L92 121H91L90 119L87 120L86 117H85V119H83L82 116H81V118H80V119L85 120V121H84V122L82 121L83 123H81L82 125L80 126L79 129L76 128V129L79 130L81 133H84V135L82 134V136H81V137L79 136V137H80V138H84L83 136H85L86 134H87V136L90 137V138H88L89 140H85V139H87V138H84V141H87V142H84L82 139H80L81 142H84V143H86V144L88 143L87 145L82 143L83 146H88V148H90V149H88V150H89L88 153H89L90 151H91V153H90L87 157L90 156L92 162H93V159H92V158L95 159L96 157H98V158H96V159H98V160H96V161H98V165H99V164H100V165H101V164H104V162H105V164L107 163V165H108V167L106 166L108 169H106L105 166H104V168H105L106 171H107V172H106V173H107L106 175H107V177H109L108 182H107V181H104V182H103V181H99V182H94V183H92L93 181H91V184H90V185H91L92 187H93L94 185L97 186V190H98V191L96 192L97 196L94 195V194H95L94 191H95L96 189L89 187L90 185L88 184L89 186H88L87 188H89V189L91 188V189L93 190V193H94L93 195H94V197L96 196L95 201H96L97 198H98L97 200H98L99 202H101V203H103V202L105 203V200H104L105 198H106V200L108 201V198H109V197L107 198L106 195H107V194H109V195L111 194V195H112L113 193H115V192H114L115 189L112 188L111 185H110V184H111L112 182H114V181H112V182L110 183V180H112V179H116V177H118V179H119V178L125 179L126 177H125V178H123V177H124V176H127V175L129 174V175H130V177H129V182L132 183V181H131L132 179H131V178H132V177H133V178L136 177V178H138V179H142L147 185H150V186L148 187V186L145 185V184H143L144 186L141 184L143 190L146 191L147 194H148V196H149L148 200H146L147 202H149V201H150V198H151V199H153V200L155 201V203L157 204V206L159 205V206L162 208V210H166L167 212H169V211H172L173 209H175V210H173V211L176 212V208L171 207V206H172L171 203H173L174 205L177 206V209L179 210V213H180V217L183 216L182 218H185V219H186V221H187V222H186L187 226H191L192 229H193L194 231H196L197 233H198V231H201L200 229H202V227H204L203 229L206 228L205 230H207V229H211V230L213 229V230H214V229L217 228V226H218L217 229L220 230V228H221L222 226H224V225H221V227H219L220 224L223 223V222L221 223V221H222V220L224 221V219H223V216H224V215H223L221 212H223V210L225 209V207L223 208V207H222V204H221V207H222L223 210L221 209L222 211H220V213H219L220 215L217 214V216L219 215V218H221L220 216H222V215H223V216H222V220L220 219V223L218 224V222H219V218L216 216V213L219 212V210L216 209V208H217V204H218L217 202H218L220 199L224 198V197L221 198V196H220V195H221V193H220L221 191H220V190L222 189V188L220 189V187H221V185H222L223 183H222L221 177H219L220 180L217 179V175H218V174H217L216 172H217V171H221V170H222V171L224 170V172H225V170L227 169V165L225 166L224 161H225V160L227 161V159H225V157H223V155H222V156H219V157H218V156H214L213 159L209 158V159H211V162L209 163V166L211 167V168H210V171L207 172L206 170H204V171L201 170V171L203 172V173H202L200 170H199V171H200V172H199L198 169H197V171L199 172V174L201 173L200 176H199L197 173L195 174V175H198V177H197L198 180H197V179L195 178L194 175H192V174L190 175V173L187 172V170H189L187 167H186V169H185L186 171L181 167L182 165H180V163L176 160V158H175L176 156L172 159L170 156H168V155L165 153V149L167 150V148L165 147L166 145L163 143L162 139H160L161 137H160L159 139L162 141L163 145H165V146H162V145H161L162 147H164V148H162L164 151H162V150L160 149V147H161L160 144H161V143L158 144L159 139H158V140H155V139H157L158 137L154 139V138H153V135L155 136V134H153V135L151 134L152 132H153V133L155 132L154 129H153V130H150V135H149V133H148L149 131H148V130L145 131V129H144L145 125L148 124V123H145V122H147V121H145V120L143 119V124H144V125L142 124L143 126H141V124H139V122H141L142 119H141V120H138V119H139V118H142V117H139V114H136V115H135ZM144 114H146V113H144ZM144 114H143V115H144ZM6 115H7V114H6ZM13 115H14V114H13ZM31 115H32V114H31ZM31 115H29V116L31 117ZM33 115H32V117H33ZM52 115H53V116H52ZM201 115H202V114H201ZM253 115H254V114H253ZM258 115H260V113H259ZM258 115H257L256 117H258ZM131 116H132V115H131ZM137 116H138V118H137ZM245 116H247V115L245 114ZM249 116L251 117L252 114L249 115ZM114 117H112L113 120H114ZM253 117H254V116H253ZM253 117H252V118H253ZM256 117H255V118H256ZM2 118H3V117H2ZM255 118H254V119H255ZM4 119H5V118H4ZM43 119H45V120L43 121ZM159 119H160V117H159ZM14 120H15V119H14ZM22 120H23V119H22ZM25 120H26V119H25ZM50 120H49V121H50ZM60 120H61V121H60ZM76 120H78L79 122L76 121ZM113 120H112V121H113ZM147 120H148V119H147ZM197 120H198V119H197ZM257 120H258V119H257ZM0 121H1V120H0ZM5 121H6V120H5ZM16 121H17V120H16ZM26 121H27V120H26ZM45 121H47V122H45ZM144 121H145V122H144ZM149 121H150V120H149ZM151 121H152V120H151ZM157 121H158V120H157ZM201 121H202V120H201ZM9 122H10V121H9ZM23 122H24V120H23ZM41 122H45V126L43 125L44 123L42 124ZM87 122H89V123L91 122V123L88 124ZM207 122H209V121H207ZM7 123H8V122H7ZM12 123H13V122H12ZM16 123H17V122H16ZM78 123H79V124H78ZM113 123H114V121H113ZM128 123H130V125H128ZM141 123H142V122H141ZM152 123H153V122H152ZM248 123H249V122H248ZM5 124H6V123H5ZM14 124H15V123H14ZM20 124H21V123H20ZM104 124H105V125H108L110 128L116 126V127H115L116 129L114 128V130H113L114 132H115L116 130L119 131V129H120V128H119V127H120L119 125H122V128H121V129H123V127L125 128V126L128 127L127 129H129V127H130V128H133V129L128 130V131H127V129H123V130H121V131L119 132V135H120V136H118L119 138H117L118 131H117L116 134H115L114 132H112V130H111V131L109 130V132L114 133V134H111V133L109 134V133L107 132V134H108L109 136L111 135V136L109 137L108 135H107V136H104V134L106 133V132H103V131H105V130H103V129H105V127H106V126H104V128L102 127V125H104ZM173 124H174V123H173ZM193 124H194V123H193ZM203 124H204V123H203ZM205 124H206V123H205ZM208 124H209V123H208ZM117 125H118V128H119V129L117 128ZM16 126H17V125H16ZM43 126H44V127H43ZM64 126H67V128L64 127ZM93 126H94V129H93V127L91 126V127H92V128L90 129L91 131H92V129H93V131H94L95 128L97 129V127L99 128V126H97V125H96V127H95V125L93 124ZM108 126H107V128L110 129ZM148 126H150V125L148 124ZM158 126H159V125H158ZM14 127H15V125H14ZM27 127H25V128H27ZM47 127H48V126H47ZM142 127H143V130H144V131L142 130ZM150 127H151V126H150ZM41 128H44V129L41 130ZM63 128H65V129H64L65 131L63 130L64 132L61 131V129H63ZM71 128H72V127H71ZM74 128H75V127H74ZM74 128H72V129H74ZM102 128H103V129H102ZM107 128H106V131L108 130ZM145 128H146V127H145ZM151 128H153V127H151ZM151 128L148 127V129H151ZM14 129H18V128H14ZM58 129L60 130V132H58ZM72 129H71V130H72ZM101 129H102V130H101ZM146 129H147V128H146ZM12 130H13V129H12ZM56 130H57V132H58L57 135H55V134H56ZM81 130H82V129H81ZM86 130H87V129H86ZM125 130H126L127 132H126ZM195 130H196V129H195ZM211 130H212V129H211ZM28 131H27V132H28ZM73 131L75 132V130H72V131L70 132V134H72ZM101 131H102V133H104L103 135H102ZM151 131H152V132H151ZM23 132H24V130H23ZM74 132H73V133H74ZM80 132L78 133V135H81ZM146 132H147V133H146ZM18 133H19V132H18ZM25 133H26V131H25ZM31 133H30V134H31ZM75 133H76V132H75ZM85 133H86V134H85ZM122 133H123V132H122ZM12 134H13V133H12ZM28 134H29V133H28ZM28 134H26V136H27ZM70 134H68L69 137L66 138V137H67V136H66L67 133H65V136H66L65 139H67V140L70 139V138L72 137ZM76 134H77V133H76ZM127 134H128V133H127ZM141 134H142V135H141ZM157 134H158V133H157ZM157 134H156V135H157ZM18 135L20 136L21 134L19 133ZM42 135H44V134H42ZM42 135H40V137H42ZM45 135H44V136H45ZM73 135H74V137H75V134H73ZM96 135H97V133H96ZM96 135H95V137H98V135H97V136H96ZM138 135H141V136L139 137ZM207 135H208V134H207ZM207 135H206V136H207ZM26 136H25V137H26ZM32 136H34V135L32 134ZM44 136L42 137L43 139H44ZM60 136H62V135H60ZM122 136H123V137H122ZM151 136H152V137H151ZM157 136H158V135H157ZM163 136H165V135H163ZM209 136H210V135H209ZM7 137H8V136H7ZM28 137H29V136H28ZM40 137H38V138H40ZM74 137H73V141H74ZM85 137H86V136H85ZM95 137L92 139V140H93V142H92L93 144H94V142H95V141H94V140H95ZM103 137H102V138H103ZM220 137H221V136H220ZM34 138H35V140H37L36 137H34ZM42 138H41V140H42ZM49 138H50V137H49ZM49 138H48V139H49ZM53 138H50V139H49V143H50V144L48 143L49 145H51V143L53 142V141H52ZM76 138L78 139V136H77V135H76ZM76 138H75V139H76ZM104 138H103V139H104ZM164 138H165V137H164ZM167 138H168V137H167ZM167 138H166V139H167ZM13 139H14V137H13ZM19 139L21 140V138H19ZM25 139H26V138H25ZM30 139H31L32 143L30 144L31 146H28L27 148L29 149V147H31L30 149H36V148H33V147H32L34 143H35L34 146L36 145V142H34V140H33L32 138H30ZM51 139H52V140H51ZM56 139L59 140L60 138H56ZM56 139H55V141H56ZM61 139H63V141L65 140V139H64V135H63V138H61ZM71 139H72V138H71ZM109 139H108V141H109ZM124 139H123V140H124ZM213 139H214V137H213ZM28 140H29V138H28ZM28 140H27V141H28ZM38 140H39V139H38ZM38 140H37V141H38ZM46 140H47V139L45 138V142H46ZM50 140H51L52 142H51ZM67 140H65L66 143H63V144H60V145H64V144L69 143V142H68L69 140H68V141H67ZM92 140H90V141H92ZM135 140H136V141H135ZM171 140H172V139H171ZM4 141H5V140H4ZM6 141H7V140H6ZM22 141H23V140H22ZM31 141H29V142H31ZM70 141H71V140H70ZM73 141H71V142L73 143ZM108 141H107V142H108ZM111 141H112V140H111ZM117 141H118V142H117ZM133 141H135L136 143L133 142ZM161 141H160V142H161ZM212 141H213V140H212ZM229 141H230V140H229ZM235 141H236V140H235ZM25 142H26V141H25ZM33 142H34V143H33ZM43 142H44V141H43ZM57 142H58V141H57ZM59 142H60V140H59ZM59 142H58V143L53 142V144L50 146V148H51L52 146H54V144H55V146H57V148H58L59 145H56V144H59ZM76 142H77V144L79 143L78 141H76ZM124 142H125V140H124ZM167 142H168V141H167ZM247 142H248V141H247ZM40 143H41V141H40ZM40 143L38 144L39 146L36 145V147H37V148L39 147L40 150H42V149H41L42 147L40 146ZM74 143H75V142H74ZM74 143H73V144H70V145H71V146L73 145V146H77V147H78V145H74ZM90 143H91V142H90ZM113 143H114V141H113ZM134 143H135V144L138 143V144L141 145V146H139V145H135ZM226 143H227V142H226ZM239 143H240V141H239ZM263 143H264V142H263ZM4 144H5V143H4ZM28 144H29V143H28ZM28 144H27V145H28ZM41 144H42V146H44L43 148H46V149H44V151L47 150V151L50 152V149H49V150L47 149V146H46L47 143H45V145H44L43 143H41ZM75 144H76V143H75ZM109 144H112V143H109ZM127 144L125 143V145H127ZM23 145H24V144H23ZM68 145H69V144H68ZM68 145H66V147H67ZM70 145H69V147H70ZM112 145L115 146L114 144H112ZM125 145H124L123 147H127L126 149H125V148H122L121 145H120V146H121V148H122L123 150L125 149V150L127 151V150L129 149V147H128V146H125ZM8 146H9V145H8ZM73 146H72V147H73ZM81 146H82V145H81V143H80V147H81ZM107 146H108V145H107ZM170 146H171V145H170ZM198 146H199V145H198ZM224 146H225V145H224ZM249 146H250V145H249ZM11 147H12V146H11ZM48 147H49V146H48ZM63 147H64V146H60L61 149H62ZM69 147H67V148H68L67 152L69 151L70 153H72V152H71V149H72V150H73V153H74V149H73L74 147H73V148L70 147V150H69ZM77 147H76L75 149H77ZM80 147H79V148H80ZM109 147L112 148V146H110V145H109ZM171 147H172V146H171ZM210 147H211V146H210ZM14 148H15V147H14ZM39 148H38L37 150H39ZM52 148H53V149H52ZM52 148H51V149H52V153H53L55 147H52ZM60 148H59V150L61 151ZM64 148H65V147H64ZM64 148H63V150H64ZM67 148H65V150H64L65 152H66V149H67ZM114 148H115V147H114ZM114 148H112L111 150H113ZM119 148H120V147H119ZM221 148H222V147H221ZM82 149H86V147H85V148H84V147H81L80 150H82ZM92 149H93V150H92ZM106 149H108V150L106 151ZM130 149L132 150V148H130ZM172 149H173V148H172ZM182 149H183V148H182ZM184 149H185V148H184ZM213 149H214V148H213ZM3 150H4V149H3ZM55 150H56V148H55ZM57 150H58V149H57ZM118 150H119V149H118ZM123 150H122V152H124ZM131 150H130V151H131ZM28 151H29V150H28ZM30 151H31V150H30ZM33 151H34V150H33ZM60 151H58L57 153H59ZM76 151H79V150H76ZM113 151H114V150H113ZM113 151H112V152H113ZM126 151H125V152H126ZM207 151H208V150H207ZM243 151H244V150H243ZM260 151H261V150H260ZM6 152H7V151H6ZM34 152H35V151H34ZM34 152H33V153H34ZM38 152H39V151H38ZM65 152L63 153V151H61V154L59 153V154H60L59 156L62 155V157H63V155H64V156H68V157H69V155H71V154H69V152H68V153L66 152L68 155H65ZM81 152H82V151H81ZM85 152H86V150L84 151V153H85ZM112 152L110 151L111 154H109V155H113V153H114L115 158H116L115 151H114L113 153H112ZM117 152H121V149H120V151H117ZM117 152H116V153H117ZM131 152H133V150H132ZM131 152H130V153H131ZM169 152H171V151H167V153H169ZM180 152H181V151H180ZM214 152H215V151H214ZM220 152H221V151H220ZM39 153L42 154V151L39 152ZM39 153H38V154H39ZM54 153H56V152L54 151ZM57 153H56V154H57ZM62 153H63V154H62ZM82 153H83V152H82ZM86 153H87V152H86ZM88 153H87V154H88ZM151 153L154 154V155H152ZM171 153H172V152H171ZM171 153H170V154H171ZM224 153H225V152H224ZM224 153H223V154H224ZM29 154H30V153H29ZM35 154H37V153H34V155H35ZM40 154H39V155H40ZM76 154H78V153H76ZM117 154H118V153H117ZM122 154H123V153H122ZM126 154H127V153H126ZM126 154H124V156H125ZM150 154H151L152 156H151ZM173 154H175V153H173ZM173 154H172V155H173ZM181 154H182V153H181ZM185 154H186V153H185ZM212 154H213V153H212ZM218 154H219V153H218ZM31 155H32V154H31ZM31 155H30V156L28 155L29 157H28V156H27V157H28V158H31V160H32V159H33L32 157H33L34 155H32V156H31ZM39 155H37V156H39ZM45 155H47V152H45L44 155H43L42 157L44 158ZM50 155H51V152H50ZM53 155H54V156H53ZM53 155H51V156L55 157V160H52V158L48 159V158H47L48 155H47V156H46L47 159L45 160V158H44V159H42V161L45 160V161L47 162L48 160H49V161L52 160V161H55V162H56V160H57V163H58V160H59V159H56L58 156L55 155V154H53ZM82 155H83V154H82ZM85 155H86V154H85ZM85 155H84V156H85ZM114 155H113V156H114ZM133 155H134V154H133ZM133 155H132V156H133ZM224 155H225V154H224ZM228 155H229V154H228ZM232 155H233V154H232ZM37 156H35L37 159H38V158H39V159L41 158L40 156H39V157H37ZM78 156H80V158L82 157L80 154H78ZM119 156H120V155H119ZM119 156H118V157H119ZM126 156H127V155H126ZM128 156H129V155H128ZM137 156H138V155H137ZM173 156H174V155H173ZM207 156H208V155H207ZM211 156H212V155H211ZM226 156H227V155H226ZM35 157H34V159H35ZM70 157H71V156H70ZM70 157H69V158H70ZM72 157H74V159H72ZM72 157H71V159H72L73 162H74V160H75V158H77V156H75V154H73ZM120 157H122V156H120ZM120 157H119V158H120ZM130 157H131V156H130ZM177 157H179V156H177ZM220 157H222V158H220ZM227 157H228V156H227ZM59 158L61 159V157H59ZM185 158H186V157H185ZM34 159H33V161H34ZM37 159H36V161H37L36 163L41 162V160L38 161ZM71 159H67V157H66V159L64 158V162L62 161V162L64 163V168H65V166L67 165V164H65V163H66L65 160L68 162V160H71ZM78 159H79V158H78ZM78 159H76V161H77ZM84 159H87V158L84 157ZM122 159H123V158H122ZM130 159H131V158H130ZM132 159H133V158H132ZM222 159H225V160L223 161ZM242 159H243V158H242ZM62 160H63V158H62ZM72 160H71V161H72ZM81 160H82V161H81ZM81 160H80L79 162H83V159H82V158H81ZM114 160H115V159H114ZM114 160H113V162H116V161H114ZM119 160H121V158H120ZM184 160H185V159H184ZM240 160H241V159H240ZM25 161H26V160H25ZM45 161H43V162H45ZM49 161H48V163H49ZM76 161H75L74 163L77 165V163H79V162H78V161L76 162ZM85 161H89V163H90V167H91V164L93 165V163L90 162V158H88V159L85 160ZM96 161H95V162H96ZM111 161H112V160H111ZM117 161H118V159H117ZM127 161H129V160H127ZM130 161H131V160H130ZM134 161H135V160H134ZM229 161H230V160H229ZM34 162H35V161H34ZM46 162H45V163H46ZM60 162H61V160H60ZM60 162L58 163L59 165L56 164V163H54L55 167L51 166L52 164L50 165V163H49V164L47 163L49 167H50V166L52 167V170H50L52 176H53L52 171H54L53 169H55V170H56V169H59V168L56 167V165H57V166H60V165L62 166V164H61L62 162H61V163H60ZM24 163H26V162H24ZM45 163H44V164H45ZM51 163H52V162H51ZM84 163L87 164L88 162H87V163L84 162ZM119 163H121V162L119 161ZM130 163H131V162H130ZM132 163H133V162H132ZM200 163H201V162H200ZM200 163H199V165H202V164H203V163H202V164H200ZM0 164H1V163H0ZM44 164H43V165H44ZM75 164H74V165H75ZM96 164H97V163H95L93 166H95ZM207 164H208V163H207ZM39 165H40V164H39ZM43 165H42V163H41V165H40L41 167L39 166L38 168L35 167V168L33 169V170L36 169V170H35V173H37L36 171L39 170L38 173H39L40 176L38 177V178H39V179H38V180H39L38 183H40V180H41V181H43L42 183H43L44 185H45V183L49 184V185H45V186H48V188H50V187L52 188V185H51L50 183H51V181H53V185H54V184H55L54 181H56V178H54V180H53V179H50V177H51V178H53V177H52V176L50 175V173H49V172H50V171H49V168H48V167H45V166H47V165H45V166H43ZM71 165H73V163H72ZM76 165H75V166H76ZM78 165H81V166H82V163H81V164H78ZM78 165H77V166H78ZM98 165H97V167L95 166L96 169H101L102 166H100V168H98ZM110 165H111V166H110ZM234 165H235V164H234ZM35 166H36V165H35ZM75 166H74V167H75ZM77 166H76L75 168H80V167H77ZM83 166H84V165H83ZM83 166H82V168H83ZM31 167H32V166H31ZM33 167H34V166H33ZM74 167H73V168H74ZM85 167H89V166H85ZM183 167H184V166H183ZM204 167H205V166H204ZM91 168H93V167H91ZM132 168H133V169H132ZM194 168H195V167H194ZM229 168H230V167H229ZM69 169H70V168H69ZM69 169H66V170H69ZM94 169H95V168H94ZM96 169H95V170H96ZM105 169H104V170H105ZM134 169H135V170H134ZM191 169H192V167H191ZM191 169H190V170H191ZM212 169H213V170L215 169V170H214L215 173H214V172H211ZM216 169H219V170H216ZM89 170H90V169H89ZM128 170H129V171H128ZM130 170H131V171H130ZM190 170H189V171H190ZM194 170H195V171H193L194 173L197 172L196 169H194ZM208 170H209V169H208ZM230 170L232 171V169H230ZM26 171H27V170H26ZM31 171H32V170H31ZM60 171H61V170H60ZM71 171H72V169H71ZM73 171H74V173L76 172L75 170H73ZM86 171H87V170H86ZM96 171H99V176H102L103 173L100 174V170H96ZM96 171H95V173H94V176H96V173H97V175H98V172H96ZM0 172H1V171H0ZM58 172H59V171H58ZM61 172L63 173V170H62ZM61 172H60V173H61ZM65 172H66V171H64V173H65ZM77 172H78V171H77ZM82 172H85V171H82ZM93 172H94V171H93ZM93 172H92V173H93ZM102 172H105V171H102ZM35 173H33V174H35ZM53 173H54V172H53ZM55 173L57 174V171H56ZM66 173H71V172H68V171H67ZM79 173H81V172H79ZM88 173H91V172L88 171ZM88 173H87V174H88ZM142 173H143L144 176L141 175ZM213 173H214V174H213ZM235 173L237 174L236 171H235ZM75 174H76V173H75ZM85 174H86V173H85ZM85 174H83V175H84V176H87V175H85ZM225 174H226V173H225ZM227 174H228V176H229L230 174H231V176H232L233 173L230 172V171H228ZM227 174H226V175H227ZM236 174H235V175H236ZM1 175H3V174H1ZM1 175H0V176H1ZM57 175H60V174L58 173ZM57 175L54 174V176H57ZM61 175H62V176H66V174H64V175L61 174ZM69 175H70V174H69ZM80 175H81V174H80ZM80 175H79V176H80ZM88 175H89V174H88ZM104 175H105V174H103V177H104ZM106 175H105V176H106ZM112 175H113V176H112ZM219 175H220V174H219ZM219 175H218V176H219ZM233 175H234V174H233ZM235 175H234L233 177L230 176V177H231V180H232V178L235 177ZM35 176H36V175H35ZM35 176H34V177H35ZM37 176H38V174H37ZM70 176H71V175H70ZM73 176H74V175H73ZM76 176H77V175H76ZM110 176H111V177H110ZM131 176H132V177H131ZM141 176H142V177H141ZM191 176H193V178H192ZM2 177H3V176L0 177V203H1V205L4 204V205H2V206H4V207L7 206V208H8V205L10 206V204H8V202H12V204H13V203H14V205L16 204V206H17V208H18L19 205L21 206V204H22V202L20 203V201H19L20 199H18L19 196H18V197H17V196H14V195H13L12 197H9V196H8V194H9L8 192H10V191H8V192L6 191V185H5L6 182H4V179H2ZM60 177H61V176H60ZM77 177H78V176H77ZM77 177H76V178H77ZM81 177H82V176H81ZM91 177H92V176H91ZM91 177H90V178H91ZM103 177H102V179H103ZM107 177H106V179H107ZM113 177H114V178H113ZM250 177H251V176H250ZM4 178H5V177H4ZM40 178H41V179H40ZM69 178H70V177H69ZM71 178H72V177H71ZM76 178H74L75 181H76ZM79 178H80V177H79ZM87 178H89V177H87ZM95 178H96V177H95ZM99 178L101 179V177H99ZM15 179H16V178H15ZM59 179H60V178H59ZM59 179H57V181H58ZM61 179H62V177H61ZM61 179H60V180H61ZM64 179H65V178H64ZM77 179H78V178H77ZM91 179H94V178H91ZM102 179H101V180H102ZM106 179H105V180H106ZM118 179H117V182H118ZM130 179H131V180H130ZM192 179H193V181H192ZM195 179H196L197 181H194ZM235 179H236V178H235ZM235 179H234V180H235ZM5 180H6V179H5ZM16 180H17V179H16ZM33 180H34V179H33ZM36 180H37V179H36ZM60 180H59V181H60ZM62 180H63V179H62ZM84 180H85V179H84ZM96 180H97V178H96ZM133 180H134V179H133ZM57 181H56V182H57ZM80 181H81V180H80ZM87 181H89V180H87ZM97 181H98V180H97ZM115 181H116V180H115ZM122 181H123V180H122ZM125 181H126V180H125ZM135 181H136V180H134V182H135ZM137 181H138V180H137ZM139 181H140V180H139ZM143 181H141V182H143ZM36 182H37V181H36ZM49 182H50V183H49ZM62 182H63V181H62ZM62 182H61V183H62ZM129 182L127 181V182L124 183L126 188H127V187H130V188L133 189V188H136V185H140V182H138L139 184H138V183L135 184L136 182H135L134 184H130ZM228 182H229V181H228ZM233 182H234V181H233ZM42 183H41V184H42ZM57 183H58V182H57ZM57 183H56V185H57ZM64 183H65V182H64ZM81 183H82V182H81ZM118 183H119V182H118ZM246 183H247V182H246ZM246 183H242L241 180H240L239 178H237V181H235V183H233L232 186L230 187V188H231L230 191H231V193H232L230 196H232V198H233V196H235V197H242V198L244 199V201L246 202L247 199H249L248 197H249V194H250V187H249ZM7 184H8V183H7ZM41 184H40V185H41ZM43 184H42V185H43ZM59 184H60V182H59ZM59 184H58L57 187H60ZM68 184H69V183H68ZM77 184H78V183H77ZM79 184H80V183H79ZM128 184H129V185H128ZM50 185H51V186H50ZM56 185H54V186H56ZM113 185H114V183H113ZM127 185H128V186H127ZM230 185H231V184H230ZM49 186H50V187H49ZM68 186H69V185H68ZM68 186H67V188H68ZM76 186H78V185H76ZM83 186H84V185H83ZM114 186H115V185H114ZM116 186H117V185H116ZM116 186H115V187H116ZM119 186H120V185H119ZM151 186H153V188L155 187L154 190H153V188H150ZM69 187H70V186H69ZM125 187H124V188H125ZM51 188H50V189H51ZM53 188H55V187H53ZM53 188H52V189H53ZM70 188H71V187H70ZM72 188H73V187H72ZM80 188H81V187H80ZM87 188H86V189H87ZM33 189H34V188H33ZM37 189H38V188H37ZM44 189H45V188L43 187V190H44ZM61 189H62V188H61ZM74 189H76V188H74ZM81 189H82V188H81ZM13 190H14V189H13ZM15 190H16V189H15ZM56 190H57V189H56ZM67 190H68V189H67ZM83 190H84V189H83ZM92 190H91V191H92ZM39 191H40V190H39ZM45 191H46V190H45ZM50 191H51V190H50ZM54 191H55V189H54ZM60 191H61V190H60ZM68 191H69V190H68ZM85 191H86V190H85ZM87 191H88V190H87ZM87 191H86V192H87ZM223 191H224V190H223ZM6 192H7L8 194H7ZM27 192H29V191H27ZM62 192H63V191H62ZM76 192H77V190H76ZM78 192H79V191H78ZM160 192H162L161 194H162V195H165V197L168 198L167 200L171 201V203H170L169 201L167 202V200H165V198H163L164 196H161V194H159ZM39 193H40V192H39ZM46 193H47V192H46ZM67 193H68V192H67ZM69 193H71V192H69ZM74 193H75V192H74ZM74 193H73V194H74ZM84 193H85V192H84ZM253 193H254V192H253ZM12 194H13V193H12ZM52 194H53V192H52ZM56 194H57V192H56ZM59 194H60V192H59ZM65 194H66V193H65ZM76 194H77V193H76ZM140 194H141V193H140ZM9 195H10V194H9ZM45 195H46V194H45ZM78 195H79V194H78ZM93 195H91V196H93ZM109 195H108V196H109ZM111 195H110V196H111ZM134 195H135V194H134ZM144 195H145V193H144ZM222 195H223V193H222ZM47 196H48V195H47ZM54 196H55V194H54ZM75 196H76V195H75ZM81 196H82V194H81ZM123 196H126V195L124 194ZM138 196H139V194H138ZM20 197H21V194H20ZM33 197H34V196H33ZM39 197H40V195H39ZM70 197H71V196H70ZM77 197H78V196H77ZM87 197H88V196H87ZM89 197H90V196H89ZM103 197H104V199H102ZM112 197H113V196H112ZM121 197H122V196H121ZM145 197H147V196L145 195ZM145 197H144V198H145ZM60 198H61V197H60ZM226 198H227V197H226ZM68 199H70V198L68 197ZM71 199H72V197H71ZM93 199H94V198H93ZM101 199L104 200V201L102 202ZM145 199H147V198H145ZM36 200H37V199H36ZM54 200H55V199H54ZM80 200H82V197H81ZM86 200H88V199H86ZM153 200H152V201H153ZM23 201H24V200H23ZM64 201H65V199H64ZM90 201H91V200H90ZM92 201H93V200H92ZM92 201H91V202H92ZM112 201H113V200H112ZM122 201H123V200H122ZM152 201H150V202H152ZM154 201H153V202H154ZM220 201L222 202L223 199L220 200ZM220 201H219V202H220ZM224 201L226 202V201H228V200L224 199ZM237 201H238V199H237ZM241 201H242V200H241ZM44 202H45V201H44ZM74 202H75V201H74ZM74 202H73V203H74ZM80 202H82V201H80ZM138 202H139V201H138ZM239 202H240V201H239ZM6 203H7V204H6ZM65 203H66V202H65ZM70 203H71V205H72V202H70ZM70 203H69V205H70ZM94 203H95V202H94ZM155 203H153L152 205H154ZM169 203H170V204H169ZM226 203H227V202H226ZM246 203H247V202H246ZM12 204H11V205H12ZM37 204H38V203H37ZM42 204H43V203H42ZM42 204H41V205H42ZM75 204H78V201H77V203L75 202L74 205H75ZM92 204H93V203H92ZM95 204H98V203L96 202ZM224 204H225V203H223V205H224ZM14 205H13V207H14ZM87 205H88V204H87ZM87 205H86V206H87ZM174 205H173V206H174ZM230 205H231V204H230ZM238 205H239V204H238ZM22 206L24 207L23 204H22ZM22 206H21L20 208H22ZM36 206H37V205H36ZM86 206H85V207H86ZM91 206H92V205H91ZM101 206H102V205H101ZM110 206H111V205H110ZM120 206H121V204H120ZM126 206H127V205H126ZM154 206H155V205H154ZM218 206H219V205H218ZM227 206H228V205H227ZM239 206H240V205H239ZM25 207H26V206H25ZM72 207H73V206H72ZM72 207H71V208H72ZM75 207H76V206H75ZM75 207H73L74 210L77 209V208H75ZM80 207H82V206H80ZM80 207H79V208H80ZM83 207H84V205H83ZM88 207H89V206H88ZM92 207H93V206H92ZM92 207H90V208H92ZM99 207H100V206H99ZM102 207H104V206H102ZM108 207H109V206H108ZM122 207H123V206H122ZM174 207H175V206H174ZM219 207H220V206H219ZM219 207H218V208H219ZM234 207H235V201H234ZM1 208H2V207H1ZM26 208H27V207H26ZM97 208H98V207H97ZM104 208H105V207H104ZM156 208H157V207H156ZM158 208H159V207H158ZM163 208H164V209H163ZM171 208H173V209L171 210ZM229 208H230V207H229ZM9 209H10V207H9ZM9 209H8V210H9ZM11 209H12V208H11ZM11 209H10V210H11ZM15 209H16V207H15ZM15 209H12V210H14L15 212H17V210H15ZM22 209H23V208H22ZM30 209H31V208H30ZM83 209H85V208H82V212H83V213H84V212H87L86 210H83ZM87 209H88V208H87ZM99 209H100V208H99ZM101 209H102V208H101ZM219 209H220V208H219ZM8 210H7V211H8ZM12 210H11V212H12ZM77 210H78V209H77ZM80 210H81V209H80ZM160 210H161V209H160ZM216 210H218V212H217ZM226 210H227V209H225L224 211H226ZM230 210H231V209H230ZM235 210H236V209H235ZM246 210H247V209H246ZM19 211H20V210H19ZM25 211H26V210H25ZM59 211H60V210H59ZM94 211H96V210H94ZM98 211H99V210H98ZM105 211H106V210H105ZM173 211H172V212H173ZM215 211H216V213H215ZM228 211H229V210H228ZM232 211H233V210H232ZM1 212H2V211H1ZM1 212H0V213H1ZM11 212H10V213H11ZM31 212H32V210H31ZM72 212H73V211H72ZM90 212H91V211H88L86 214H89ZM172 212H171V215H172ZM236 212H237V211H236ZM250 212H251V211H250ZM2 213H3V212H2ZM5 213H7V212H5ZM5 213H4V214H5ZM8 213H9V212H8ZM12 213H13V212H12ZM17 213H18V212H17ZM26 213H27V212H26ZM62 213H63V212H62ZM69 213H70V212H69ZM80 213H81V212H80ZM80 213H78V214H80ZM91 213H93V212H91ZM91 213H90V216H92V218H94V219L96 220L97 217H96V218L94 217L96 214L94 215V213H93V215H94V216H93V215H91ZM95 213H98V212H95ZM169 213H170V212H169ZM169 213H168V214H169ZM179 213H177V214H179ZM224 213H225V212H224ZM14 214H15V213H14ZM33 214H34V213H33ZM63 214H64V213H63ZM84 214H85V213H84ZM100 214H102V213H99V216H100ZM175 214H176V213H175ZM175 214L173 213V215H175ZM0 215H1V214H0ZM15 215H16V214H15ZM17 215H18V214H17ZM171 215H170V216H171ZM238 215H239V213H238ZM12 216H13V215H12ZM24 216H25V215H24ZM26 216L28 217V219H33V216H34V215H32V214L29 215V214H28V215H26ZM39 216H40V215H39ZM75 216H76V215H75ZM82 216H84V215H82ZM96 216H98V214H97ZM101 216H102V215H101ZM103 216H104V215H103ZM103 216H102V219L104 220V217H103ZM226 216H227V215H226ZM226 216H225L224 218H226ZM5 217H6V216H5ZM27 217L25 218L26 220H27ZM62 217H63V216H62ZM76 217H77V216H76ZM86 217H88V216H86ZM86 217H85V218H86ZM174 217H175V216H174ZM174 217H173V218H174ZM177 217H178V216H176V218H177ZM180 217H179V220H180ZM227 217L230 218V217H229V214H228ZM22 218H23V217H22ZM34 218H35V216H34ZM92 218H90V220H91ZM98 218H99V217H98ZM100 218H101V217H100ZM100 218H99V220H101ZM244 218H245V217H244ZM36 219H37V218H36ZM94 219H93V224L95 223V222H94ZM106 219H107V217H106ZM108 219H109V218H108ZM217 219H218V220H217ZM232 219H233V218H232ZM234 219H235V218H234ZM241 219H242V218H241ZM7 220H8V219H7ZM97 220H98V219H97ZM97 220H96V221H97ZM109 220H110V219H109ZM177 220H178V218H177ZM12 221H13V220H12ZM27 221H28V220H27ZM27 221H25V222H27ZM32 221H33V220H32ZM37 221L39 222V220H37ZM41 221H42V220H41ZM45 221H46V220H45ZM45 221H44V222H45ZM81 221H82V219H81ZM83 221H84V220H83ZM146 221H147V220H146ZM181 221H182V220H181ZM183 221H185V220H183ZM183 221H182V222H183ZM228 221H229V220H228ZM228 221H226V219H225V223L228 222ZM230 221H231V220H230ZM230 221L228 222V225H227V226H229V227L232 226V225L229 224ZM232 221H233V220H232ZM46 222H47V221H46ZM76 222H77V221H76ZM100 222L102 223L103 221H102V220L99 221V222L97 221V223H100ZM177 222H179V221H177ZM1 223H2V222H1ZM23 223H24V222H23ZM30 223H31V222H30ZM30 223H29V226H30ZM101 223H100V224H101ZM141 223H142V222H141ZM253 223H254V222H253ZM11 224H12V222H11ZM27 224H28V223H27ZM82 224H83V223H82ZM89 224H90V223H89ZM165 224H166V223H165ZM181 224H182V226H183V225H184V222L181 223ZM188 224H189V225H188ZM223 224H224V223H223ZM231 224H232V223H231ZM37 225H38V224H37ZM50 225H51V223L49 224V226H50ZM62 225H63V224H62ZM62 225H60V226H62ZM83 225H84V224H83ZM90 225H91V224H90ZM103 225H104V224H103ZM108 225H109V224H108ZM142 225H143V224H142ZM166 225H167V224H166ZM178 225H180V222H179ZM178 225L176 224V227H177ZM31 226H33V225H31ZM41 226H42L41 229H40V228H39V229H40V234H41V235L43 234L42 236H47V237H48V236H51V237H53V238H57L58 236H60L61 241H60V240H59V241L61 242V244L63 243V244L68 245V246H69L70 243H73V244L76 243V242L74 241V240L76 239V237H73L74 239H72V238H71L72 236H69L68 233H67L68 235H64V236H62V237H61L60 234L58 235V231H57V229L59 228L58 225H57L58 227H57L56 230H54V228H53V229H52V228H49V226L47 227V225L45 226V225L42 224ZM53 226H54V225H53ZM101 226H102V225H101ZM101 226H100V227H101ZM180 226H181V225H180ZM184 226H186V225H184ZM227 226H226V228H228V229H225V230L223 231L224 228L222 227L223 229L220 230V231H221V234H222V231L224 232L222 235L227 234V233L229 232V231L227 232L226 230H232L231 227L229 228V227H227ZM1 227H2V226H1ZM3 227H4V226H3ZM35 227H36V226H35ZM93 227H94V226H93ZM126 227H127V226H126ZM174 227H175V226H174ZM224 227H225V226H224ZM31 228H33V227H31ZM157 228H158V227H157ZM186 228H189V227H185V229H186ZM232 228L235 229V228H237V227H233V226H232ZM33 229H34V228H33ZM36 229H37V228H36ZM36 229H35V230H36ZM66 229H68L67 226H66ZM177 229H178V227H177ZM183 229H184V228H183ZM185 229H184V233H185L184 235H186V236L188 235V236H189V234H188V233L186 234V232H185L187 229H186V230H185ZM189 229L191 230V228H189ZM237 229H238V228H237ZM237 229H236V230H237ZM6 230H7V229H6ZM131 230H132V228H131ZM190 230H188L187 232L190 233V232L192 231V230H191V231H190ZM205 230H203V231H205ZM211 230H210V231H211ZM1 231H2V230H1ZM56 231H57V232H56ZM63 231H64V229H63ZM66 231H67V230H66ZM149 231H150V230H149ZM194 231H193V234L196 233V232L194 233ZM203 231H201V232L203 233ZM210 231L208 230V232H210ZM225 231H226L227 233H225ZM234 231H235V230H233V232H234ZM237 231H238V230H237ZM239 231H240V230H239ZM37 232H38V231H37ZM37 232H36V233H37ZM72 232H73V231H72ZM211 232H213V231H211ZM211 232H210V233H211ZM230 232L233 233L232 231H230ZM0 233H1V232H0ZM9 233H10V232H9ZM22 233H24V232H22ZM36 233H35V234H36ZM59 233H60V232H59ZM62 233H63V232H62ZM70 233H71V232H70ZM130 233H131V232H130ZM204 233H205V232H204ZM210 233H209V234L205 233L204 236L202 235V236H201L202 239H203V237H205V235H207V236L210 235V237H211V234H212V233H211V234H210ZM231 233H230V235L232 236V239H233V238H234V235H232ZM3 234H4V233H3ZM7 234H8V233H7ZM40 234H39V232H38V235H40ZM64 234H65V233H64ZM102 234H103V233H102ZM120 234H121V233H120ZM132 234H134L135 236H138V239H140V242H141V243L143 242V241H141V240H144L142 235H139V234H137V233L134 232V231L132 232ZM147 234H148V232H147ZM191 234H192V232H191ZM213 234H215V236L217 235L216 232L213 233ZM219 234H220V233H219ZM234 234H236V232H235ZM262 234H264V233H262ZM17 235H18V234H17ZM26 235H27V233H26ZM38 235H37V237H39ZM41 235H40V236H41ZM74 235H75V234H74ZM130 235H131V234H128L127 236H130ZM134 235H131V236L133 237ZM195 235H196V234H195ZM222 235H220V236L218 235V236H219V237H218V240H219L220 244H221V241H222V239H221L220 237H221ZM227 235H229V234H227ZM230 235H229V236H230ZM8 236H9V235H8ZM75 236H77V233H76ZM79 236H80V235H79ZM112 236H113V235H112ZM156 236H157V235H156ZM190 236H191V235H190ZM192 236H193V235H192ZM198 236H200V235H198ZM198 236H197V237H198ZM207 236H206V237H207ZM224 236H226V235H224ZM224 236H223V237H224ZM235 236H236V239H238V241L236 240L237 243H238L239 241L242 243V242H244V241H242V240H243V239L246 240V238H247L246 236H243V237H245V238H243L242 240H240V236L242 237V234L239 236V233H238L237 235H235ZM237 236H238V238H237ZM262 236H263V235H262ZM12 237H13V236H12ZM210 237H209V238H210ZM223 237H222V238H223ZM227 237H228V236H227ZM227 237H226L225 239L223 238L225 242H226V240H229V241H227V243L230 242V243H232V244H236V245H237L236 242H234L232 239H228L229 237H228V238H227ZM23 238H24V237H23ZM28 238H29V237H28ZM40 238H42V237H40ZM88 238H89V237H88ZM129 238L131 239V237H129ZM144 238H145V237H144ZM199 238H200V237H198V239H199ZM214 238H215V241H214V242H216L217 237H214ZM214 238H213V239H214ZM257 238H258V237H257ZM26 239H27V238H26ZM46 239H48V238H46ZM80 239H81V238H80ZM132 239H133V238H132ZM138 239H137V241H139ZM189 239L191 240V238H189ZM213 239H211V240H213ZM258 239H260V238H258ZM13 240H14V238H13ZM19 240H20V239H19ZM22 240H23V239H22ZM51 240H52V239L50 238V241H51ZM87 240H88V239H87ZM211 240H210V241H211ZM220 240H221V241H220ZM230 240H232L234 243L231 242ZM72 241H73V242H72ZM76 241H79V240H76ZM122 241H123V240H122ZM134 241H136V240H134ZM199 241H200V240H199ZM204 241H205V240H204ZM224 241H222L223 244H224ZM246 241H247V240H246ZM3 242H4V240H3ZM11 242H12V241H11ZM11 242H10V244H11ZM29 242H30V241H29ZM31 242H32V241H31ZM79 242H80V241H79ZM79 242H78V243H79ZM125 242H126V241H125ZM140 242H139V243H140ZM207 242H208V241H207ZM6 243H7V242H6ZM17 243H18V242H17ZM21 243H22V242H21ZM34 243H35V242H34ZM56 243H57V242H56ZM78 243H76V247H77V248L74 247V248L78 249V252H77V253H76V250H75V253L78 255V256L75 255V256H77V257H76L77 260H73V259H72V260H73V261H72V264H74V261H76L75 264H114V263H116V262L113 263V260H112V259L109 260L111 257L108 259V257H109L108 255H109V254H107V252H106L107 250H106V251L104 250V252H103V251H101L103 248H101L100 246H98V248H97L96 246H95L96 248H95V247H92V246H94V245H92V244H95V243H92V241H91L92 244H91V243H90V245L88 244V245L91 247V249H87V248L85 247L87 250L84 249V245H83V248H82V245H81V247L79 246L81 243H80V244H78ZM227 243H226V244H227ZM261 243H262V242H261ZM51 244H52V243H51ZM57 244H58V243H57ZM85 244H86V243H85ZM145 244H146V243H144V245H145ZM160 244H161V243H160ZM196 244H197V243H196ZM208 244H210V243H208ZM220 244H219V245H220ZM244 244H245V243H244ZM249 244H250V243H248V245H249ZM55 245H56V244H55ZM91 245H92V246H91ZM95 245H96V244H95ZM97 245H98V244H97ZM136 245H137V244H136ZM144 245H142V246L145 247ZM156 245H157V244H156ZM206 245H207V244H206ZM206 245H205V246H206ZM211 245H213V244H211ZM217 245H218V244H217ZM227 245L229 246L228 248H230V249H231L232 247H234V245H232V247H230V244H227ZM227 245H226V246H227ZM248 245H247V246H248ZM1 246H3L2 241H0V248H1ZM21 246H22V244H21ZM58 246H59V244H58ZM72 246H73V245H72ZM140 246H141V245H140ZM147 246H148V245H147ZM201 246H202V245H201ZM201 246H200V247H201ZM209 246H210V245H209ZM214 246H215V245H214ZM223 246H224V248H225L226 250H228V248L225 247V245H223ZM223 246H222V244L220 245V247H223ZM238 246H240V243H239ZM238 246H237V247H238ZM242 246H246V244L243 245V243H242V245L240 246V248H241ZM249 246H250V245H249ZM17 247H18V246H17ZM52 247H54V246H52ZM60 247H61V246H59V248H60ZM66 247H67V246H66ZM102 247H103V246H102ZM190 247H191V246H190ZM210 247H212V246H210ZM218 247H219V246H218ZM218 247H217V248H218ZM235 247H236V246H235ZM235 247L232 248V250H234L233 252L236 251V250H235ZM2 248H4V247H2ZM22 248H24V247L22 246ZM22 248H21V249H22ZM25 248H26V247H25ZM44 248H45V247H44ZM48 248H49V247H48ZM62 248H63V247H62ZM88 248H89V247H88ZM104 248H105V247H104ZM224 248H223V249H224ZM251 248H252V246H251ZM28 249H29V248H28ZM57 249H58V248H57ZM70 249H71V248H70ZM70 249H69V251L72 250V249H71V250H70ZM100 249H101V250H100ZM137 249H138V248H137ZM144 249H146V247H145ZM206 249H207V248H206ZM206 249H204V250H206ZM208 249H210V248H208ZM212 249H213V247H212ZM214 249H216V248L214 247ZM2 250H3V249H2ZM16 250H17V249H16ZM39 250H40V249H39ZM48 250H49V249H48ZM48 250H47V251H48ZM64 250H66V248H65ZM117 250H118V249H117ZM148 250H149V249H148ZM210 250H211V249H210ZM210 250H209V251H210ZM217 250H218V249H217ZM226 250H225V251H226ZM232 250H231V252H232ZM3 251H4V250H3ZM3 251H2V252H3ZM24 251H25V250H24ZM35 251H36V250H35ZM52 251H53V250H52ZM54 251H55V250H54ZM140 251H141V250H140ZM215 251H216V250H215ZM225 251H224V252H225ZM228 251H229V250H228ZM248 251H249V253H250V249H249ZM0 252H1V251H0ZM16 252H17V251H16ZM57 252H58V250H57ZM63 252H64V251H63ZM63 252H62V253H63ZM71 252H72V251H71ZM105 252H106V254H107L106 257L108 256L107 259H106V258H105V259L102 258V257L105 256V254H104ZM145 252H146V251H145ZM210 252H211V251H210ZM231 252H230V253H231ZM233 252H232V253H233ZM243 252H244V251H243ZM245 252H247V251H245ZM17 253H18V252H17ZM20 253L22 254V250H20ZM48 253H50V252H48ZM60 253H61V252H60ZM62 253H61V254H62ZM67 253H69V252L67 251ZM108 253H109V252H108ZM150 253H151V252H150ZM205 253L208 254L207 252H205ZM217 253H218V252H217ZM225 253H226V252H225ZM227 253H228V252H227ZM259 253H260V252H259ZM8 254H9V253H8ZM51 254H52V252H51ZM53 254H54V253H53ZM103 254H104V256H102ZM110 254H111V253H110ZM212 254H213V253H212ZM251 254H253V253H251ZM63 255H64V254H63ZM66 255H67V254H66ZM69 255H70V254H69ZM114 255H115V254H114ZM118 255H119V254H118ZM118 255H117V256H118ZM126 255H127V254H126ZM148 255H149V254H148ZM208 255H209V254H208ZM228 255H230V254H228ZM228 255H227V256H228ZM231 255H234V253L231 254ZM247 255L249 256L250 254H247ZM12 256H13V254H12ZM18 256H19V255H18ZM47 256H48V255H47ZM73 256H74V255H73ZM75 256H74V257H75ZM110 256H111V255H110ZM115 256H116V255H115ZM117 256H116V257H117ZM234 256H235V255H234ZM238 256H239V255H238ZM240 256H243V257H244V255H241V254H240ZM240 256H239V257H240ZM21 257H22V259L25 260V262H27L26 258H27L28 256L25 258L24 253H23V254L21 255ZM31 257H32V256H31ZM62 257H63V256H62ZM70 257H71V256H70ZM74 257H72V258H74ZM116 257H115V259H116ZM229 257H230V256H229ZM229 257H228V258H229ZM252 257H253V255H252ZM49 258H50V257H49ZM63 258H64V257H63ZM215 258H216V257H215ZM228 258H227V259H228ZM248 258H250V257H248ZM4 259H5V258H4ZM35 259H37V258H35ZM65 259H66V258H65ZM74 259H75V258H74ZM119 259H120V258H119ZM185 259H186V258H185ZM199 259H200V258H199ZM243 259H244V258H243ZM30 260H32V259H30ZM39 260H40V259H39ZM121 260H122V259H121ZM129 260H130V259H129ZM231 260H232V259H231ZM32 261H36V260H32ZM32 261H31V263H32ZM67 261H68V260H67ZM69 261H70V260H69ZM126 261H127V260H126ZM148 261H149V260H148ZM216 261H217V260H216ZM218 261H219V260H218ZM226 261H228V260H226ZM232 261H233V260H232ZM236 261H237V260H236ZM260 261H261V260H260ZM29 262H30V261H29ZM39 262L41 263V260H40ZM146 262H147V261H146ZM229 262H230V261H229ZM23 263H24V262H23ZM135 263H136V262H135ZM143 263H144V262H143ZM37 264H39V263H37ZM43 264H44V262H43ZM47 264H48V263H47ZM132 264H133V263H132ZM228 264H230V263H228Z\"/></svg>", "mask_w": 264, "mask_h": 264}, {"label": "crops", "instance_id": "0c3cea01", "mask_svg": "<svg viewBox=\"0 0 264 264\" xmlns=\"http://www.w3.org/2000/svg\"><path fill=\"white\" fill-rule=\"evenodd\" d=\"M207 1L197 0L195 8L199 10V14L193 12L192 16L197 15L200 28L209 34H214L216 40L221 43L223 50L231 52L240 62L237 63L232 60L235 64H232L230 67H223L221 65L220 68H217V72H221L218 78L227 91L225 100L234 103L246 101L250 96L248 93L243 92L239 86L245 77L249 82V78L245 72L264 89V51L262 50V47L264 49V28H255L252 34L254 38L250 36L251 34L248 30L242 28L235 30V32L232 30L235 33L234 36H227L230 35L227 32L220 33L213 26V15L209 11V2ZM239 31L242 33L241 36H238ZM224 37L226 38L224 39ZM196 51L200 55V46ZM255 91L258 92L256 89ZM256 92L253 94L255 99H258V101L262 99L264 101V96L260 93V98Z\"/></svg>", "mask_w": 264, "mask_h": 264}, {"label": "built area", "instance_id": "2783aa9c", "mask_svg": "<svg viewBox=\"0 0 264 264\" xmlns=\"http://www.w3.org/2000/svg\"><path fill=\"white\" fill-rule=\"evenodd\" d=\"M176 1L191 20L193 12L199 14V10L195 8L197 0ZM207 2H209V11L213 15V26L220 33L227 32L230 34L227 36H234L235 33L232 30L235 32L242 28L248 30L250 36L254 38L252 35L254 29L264 28V0H208ZM152 17L156 16L152 15ZM241 35L239 31L238 36ZM262 50L264 51L263 47ZM215 85L219 86V83Z\"/></svg>", "mask_w": 264, "mask_h": 264}]
</instances>
